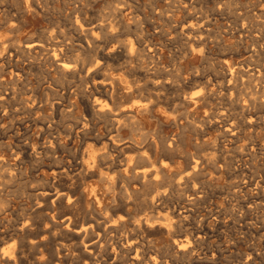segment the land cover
Masks as SVG:
<instances>
[{
    "label": "rangeland",
    "instance_id": "374dc122",
    "mask_svg": "<svg viewBox=\"0 0 264 264\" xmlns=\"http://www.w3.org/2000/svg\"><path fill=\"white\" fill-rule=\"evenodd\" d=\"M74 1L73 0H71V1L70 0H68V1L67 0H65V1L64 0H55V1L54 0H43V1L42 0H24V1L23 0H0V8H2V9H0V11H1L0 20L2 19L0 21V23H1L0 24V26H1L0 27V41H2V45L6 44L5 46L8 47L7 48V50H8L7 55L3 58H0V68H1L0 70L2 72L4 71L3 73L0 71V74H2V75H0V80H1L0 81L1 82L0 83V87H1L0 88L1 89L0 90V98L2 97L1 101H0V140H1L0 141V166H3L2 169L0 167V178L2 177L0 179V183H1L0 184V192L2 193V194L0 193L2 195V196L0 195V199L2 200L3 198H5L2 201L0 200V203H1L0 207H3V208H0V210L2 211V212L0 211V213H2V214H0V232L3 233V234L0 233V238H1L0 241L2 240L0 242V249L2 251V252L0 251V264H8V262H10L11 260L12 261L10 264H21L22 262H24L22 264H27V263L28 264H43V263L44 264H68V263L69 264H73V263L74 264H84V255L85 254L83 255V253H82V256H81V253H80V251L84 250L83 249L84 247L81 243V238H79V236H76L74 234V230H75L74 224L76 222L71 224V226H67V223H68L67 222V219H68L67 214L68 215L72 214L73 210H77V214H78L77 219L79 220V221H77V224L79 223L78 225H81V224L88 225L89 224L88 222H90L92 217H94L96 219H99L100 221L102 220L101 222H102L103 227H104V225L106 223H107L106 225L110 224V222L107 219H106L107 220L106 223H103L104 217L109 218V219L110 218L115 219V217L118 219L120 217L119 219H121L122 214H123L122 217H124V213L127 214L128 209H130L132 213H135L138 211L139 212L140 211H142V212L153 211V213H155V222L156 223H158V221H159L160 223H162L164 225H166V224L168 225L167 222H169V226L172 229L171 235H168L164 230H161L159 228H157L158 230H156L155 234L152 235L154 237V243H152V247H150L149 248L150 250H148V251L149 252L151 251L150 253L153 252L155 254V256H157V257H155V262H156L155 264H199V263L200 264L201 263L202 264H264V120H263L264 115H262V114H264V109H263L264 108V100H263L264 99V87H263L264 86V84H263L264 80H262V79H264V75L262 76L263 77L262 78L261 77L262 73H259V71L257 70V65H256V64L261 65L264 62V57H263V55H264V49H263L264 48V35H263V33H264V2L263 1L264 0H201V1L200 0H196V1L195 0H167V1L166 0H150V2L152 1L150 3L152 5L147 4V3H149V0H138V1L137 0H134V1L130 0L132 2L133 11L135 13L141 12L140 15L143 18L142 23L143 22L144 23L140 24L141 25V27H139L140 29L137 27L136 23H133L131 25L133 27L128 26L129 28H127V26H125V24L120 19V16H122L119 13L120 8L124 7L126 0H93V1L92 0H89V1H87V0H76V2H74ZM183 1L185 2V4L183 3ZM45 2H46V5H45ZM145 3H146V5H145ZM86 4H87L88 8L86 7ZM199 4H200V6H199ZM115 5H116V7H115ZM118 5L120 6V8ZM202 5H203V7H202ZM22 6H24V7H22ZM34 6H35V8L33 9ZM143 6L144 7L147 6V7L144 8ZM193 6H194V8H193ZM139 7H141V8H139ZM198 8L199 9L201 8V9L198 10ZM32 9H33V11H32ZM80 9H81V11H80ZM144 9H146V10H144ZM3 10L6 12L4 13ZM14 10H16L18 12L13 13ZM111 10L114 12H112ZM201 10H203V11H201ZM9 11H10L11 16L9 15ZM25 11L27 13H25ZM78 11H80V13ZM92 11H93V13H92ZM157 11H159V12H157ZM204 11L206 13H204ZM202 13L204 16L205 15L206 16L202 17L203 16ZM14 14H15V16H13ZM101 14H102V16H101ZM108 14H110V16ZM159 14H160V16H159ZM197 14H198V16H200V18L197 16ZM228 14H230V15H228ZM17 15H18V17H17ZM93 15H94V17H93ZM163 15H165V16H163ZM67 16H69V17L67 18ZM14 17H16V18H14ZM245 17H247V18L245 19ZM18 18H20V20H18ZM209 18H211L210 21H209ZM105 19L106 20L108 19L107 20L108 23L105 21ZM196 19H197V22L202 20L201 23H199V22L197 23ZM203 19L206 21V23H204L205 21ZM8 20H10L11 23H9ZM17 20H18V22H17ZM80 20H81V22H80ZM144 20H146V21H144ZM162 20H163V22H162ZM234 20H235V22H234ZM97 21H98V23H97ZM192 22H194L193 25H191ZM207 22L210 24L208 25ZM233 22H234V24L231 25ZM247 22H249V24H247ZM18 23H20L19 24L20 26L17 25ZM105 23H106V26H105ZM119 23L121 24L120 26H119ZM165 23H166V25H165ZM229 23H231V24L229 25ZM108 24H110V25H108ZM92 25L93 26L98 25V26L93 28ZM235 25H237V26H235ZM240 25H241V27H240ZM13 26H18V28L17 27L13 28ZM123 26H125V28ZM20 27H21V29H20ZM182 27L183 28L185 27V28L183 29ZM237 27H239V28H237ZM11 28H12V30H11ZM246 28H247V30H245ZM61 29H63V30H61ZM65 29H66V31H65ZM68 29H70V30H68ZM128 29L130 30V32ZM15 30H17L18 32ZM83 30L87 33H84ZM143 30H145V31H143ZM190 30H191V33H189ZM204 30H205V32H204ZM113 31H115V32H113ZM244 31L246 33H244ZM197 32L198 33L201 32V33L198 34ZM218 32H220V34ZM239 32H241V33H239ZM255 32H256V34H255ZM50 33H51L52 38L50 36ZM57 33L60 34V35H57L58 37L56 36ZM107 33H108V35H107ZM206 33H207V35H206ZM46 34H49V35H46ZM99 34H100V36H99ZM123 34L127 35V37L123 36ZM129 34L132 35V37L134 36L133 34H135V36L133 38H138V37L142 38L143 50H141V52L139 54H137L138 57H137V55H135L134 57H131V55L129 54L128 47H127V43L131 37ZM140 34L142 36H139ZM215 34H216V36H215ZM2 35H4V36H2ZM71 35H72V38L70 37ZM55 36H56V38H55ZM117 36H120L121 38L117 37ZM250 36H251V38H250ZM29 37H30V39H29ZM197 37H199L200 39ZM27 39H29V40H27ZM36 39H37V41L43 42L44 43L43 47H45V48H41L40 50L34 49V51L32 50V51L28 52V50H26V47L24 46L25 42L36 41ZM47 39L48 40L51 39V40H49V42H48ZM52 39H54L55 41ZM6 40L10 44L12 43V45H10V44L7 45L8 42ZM68 40H70V41H68ZM81 40H83V41H81ZM124 40H126V41H124ZM173 40H174V42H173ZM219 40L223 41V42H220ZM55 42L56 43L62 42V44L64 42V45H62L61 43L57 44V46L61 45L59 47H61L63 50L62 58H61V60H58V61L55 58H54L55 61L52 60L53 56L50 53V52H53V49L51 50V48H53V46L56 44ZM67 42H68V45H67ZM153 42H155V43H153ZM196 42H198V43H196ZM235 42L238 44H236ZM48 44H50V45H48ZM101 44L103 46L100 48ZM191 44L195 45V46L192 47ZM20 45H21V47H19ZM51 45H52V47H51ZM72 45H74V46H72ZM153 45H154V47H153ZM253 45L257 48H254ZM13 46H15L16 48L15 47L13 48ZM64 46H65V48H64ZM149 46H151V49L149 48ZM259 46H260V48H259ZM122 47H125V48H122ZM225 47H227V48L225 49ZM103 48L104 49L106 48V49L104 50ZM42 49H44L43 51L45 53L42 52ZM112 49L114 50V52ZM199 49H200V51H199ZM251 49H252V52H251ZM10 50L12 52L11 55H10ZM254 50H256V51H254ZM259 50L261 51V53H257V52H260ZM17 51H18V53H17ZM209 51L211 54L209 53ZM227 51L230 53H228ZM15 52L17 54H15ZM147 52L149 54H151L153 57L156 56V58H152L151 55H149ZM25 53H27L28 55ZM76 53H77V56L75 55ZM29 54H31V55L29 56ZM206 54H207V56H206ZM251 54L252 55L254 54V56H251ZM21 56H22V58L23 57L24 58L22 59ZM255 56H258L257 57L258 59ZM259 56L261 57V59L259 58ZM95 57H96V59H95ZM76 58H78L77 59L78 62H77ZM97 58L100 59V61L98 63H100L101 65L99 64L100 65L99 67L96 66L97 60H98ZM67 59L69 60L70 63L71 62H73V63L72 64L69 63V68L64 69L60 65L59 61L64 60V61H67V63H68ZM127 59H128V61H127ZM225 59H227V60H225ZM262 59H263V62H262ZM18 60H19V62H18ZM81 60H84V61H81ZM173 60H174V62L177 61V63L175 64L173 62ZM259 60H260V62H259ZM56 61L58 63H56ZM126 61L128 62V65H127ZM247 61H251V62H247ZM10 63H11V65H10ZM84 63H86V64H84ZM116 63H118V64H116ZM247 63H248V65H247ZM74 64L75 65L77 64V65L75 66ZM88 64H90V65H88ZM121 65H122V67H121ZM133 65H134V67H133ZM179 65L181 66L180 67L181 69L183 68L182 70L179 68ZM41 66H43V67H41ZM60 66L62 69L60 68ZM144 66L147 68H145ZM165 66H166V68H165ZM251 66H253V67H251ZM2 67H3V69H2ZM113 67L116 68L117 70H115ZM137 67L141 71L142 70L143 71L141 72ZM167 67H169L170 69L169 68L167 69ZM230 67L234 68L236 70V74H237L236 76H239L240 78H237L235 80L236 81L239 80L240 83H239V81L235 82V80L230 81L228 78H226L223 75L224 70L226 71L228 69H231ZM174 68H175V71H174ZM243 68H245V69H243ZM250 68H252V69H250ZM80 69H81V71H80ZM108 69H109V71H108ZM135 69H137V70H135ZM147 69H148V71H147ZM151 69H152V71H151ZM56 70L57 71L59 70V72H57ZM167 70L168 71L172 70L174 72L171 73L172 71L168 72ZM75 72H77V73H75ZM132 72H133V74H132ZM148 72H149V76H147ZM154 72H155V74H153ZM241 72L244 74H242ZM247 72L248 73L250 72L249 74H251V73L252 74L249 75ZM107 73H109V74H107ZM131 74L136 79L140 78L138 80V82L141 84V86L142 85H144V86H142V88L139 91H136L135 93H133L131 95H127V94L123 93L122 90L118 89V84H119L121 79H123V81H124L126 77L133 78ZM135 74L138 75V77H136ZM208 74H209V76H208ZM212 74H213V76H212ZM253 74H255V75H253ZM263 74H264V72H263ZM71 75L73 77L72 79H71ZM153 75H154V79H153ZM240 75H242L243 78H241ZM141 76H143V77H141ZM252 76H253V78H252ZM254 76H255V78H254ZM80 77L82 79H80ZM106 77H107V79H105ZM160 77H162V78L160 79ZM49 78H50V80H49ZM141 78H142V80H141ZM210 78H211V80H210ZM52 79H54V80H52ZM175 79H177V81H175ZM158 80H163V81H161L162 83H160L161 85L156 83ZM149 81H150V83H149ZM200 81H202V82H200ZM246 81H248V82H246ZM146 82H148L149 84ZM168 82H170V83H168ZM177 82H178V84L175 85V83H177ZM115 83H117V84L115 85ZM172 83H174V84H172ZM180 83H182V84L180 85ZM201 83H202V85H204V87L201 85ZM245 83H247V85ZM162 85L164 88L162 87ZM184 85H186V86H184ZM148 86H150V87L147 88ZM248 86L249 87L251 86L250 87L251 89ZM78 87H79V89H78ZM219 87H220V89H218ZM247 87H248V89H247ZM12 88L13 89L15 88V89L13 90ZM16 88H17V90H16ZM207 88H208V90H207ZM6 89H8V90H6ZM75 89H77V90H75ZM233 89H235V90H233ZM255 89L257 91H255ZM198 90H200L199 93H198ZM250 90L251 91L254 90L253 91L254 94L251 93ZM111 91H114V92L111 93ZM172 91H173V93L175 92V94L171 93ZM220 91H221V93H220ZM245 91H247V92H245ZM32 92H34V93H32ZM154 92L156 93L155 95L153 94ZM204 92H206V93H204ZM233 92H234V94H233ZM241 92H243V93L241 94ZM25 93H27V94H25ZM136 93H137V95H136ZM138 93L141 96H139ZM168 93H169V95H168ZM190 93L191 94L193 93V94L191 95ZM202 93H204L205 96L202 95ZM239 93L241 94V96ZM256 93H258V95ZM106 94L109 96H106ZM172 94H173V96H172ZM180 94L183 98L180 96ZM189 94L191 97H194V98L198 97V98L193 99L189 96ZM221 94H222V96H221ZM85 95H86V97H85ZM207 95L211 96L212 99L209 98V96H207ZM259 95H260V97H259ZM14 96L17 98H15ZM30 96H31V98H28ZM234 96H235V99L238 101H236L234 99ZM83 97H84V99H83ZM110 97H111V99H110ZM162 97L164 98V100ZM173 97L175 100L173 99ZM187 97H189L191 100ZM201 97L204 99H202ZM106 98H108V99H106ZM165 98L167 100H165ZM225 98H227V101H225L226 100ZM245 98H247V101L245 100ZM34 99L36 100V102ZM154 99H155V101H154ZM187 99H189V100H187ZM201 99L205 100L206 102L202 101ZM230 99H231V101H229ZM241 99H243V100L241 101ZM20 100H22V102ZM24 100H25V102H24ZM83 100H86V102H84ZM109 100H110V102H108ZM218 100H220V101H218ZM255 100H257V103H259V102L260 103L256 104ZM6 101H7V103H6ZM15 101H17V102H15ZM232 101H234V102L232 103ZM240 101L242 103H239ZM235 102L237 104L239 103L238 104L239 106ZM252 102L255 105L254 107H251V106H253ZM31 103L32 104L34 103V104L32 105ZM102 103H107L108 106L111 107L112 111L108 112V110H106V111L101 110L99 107ZM132 103L135 105L137 104L138 106L140 105L141 107L146 106L145 110L143 111L144 113L140 112V114H139V112H136V111H132L133 112L132 113L131 111L124 110L126 108V106H128L129 104H132ZM167 103H168V105H167ZM183 103L185 106L183 105ZM86 105L87 106L89 105L88 106L89 110L87 109ZM95 105H97V106H95ZM24 106H26V107H24ZM14 107L16 108V112H15ZM19 107H21V108H19ZM23 107H24V109H23ZM228 107H231V108H228ZM8 108H10V109H8ZM166 108H167V110H166ZM226 108L230 109L229 110L230 112ZM235 108L240 110L241 114ZM241 108H242V110H241ZM20 109H21V112H20ZM218 109H220V110H218ZM247 109L249 111H251V110L252 111L249 112ZM11 110H13V111H11ZM24 110H25V112H22ZM211 110L214 113H212ZM117 111L119 113H117ZM224 111H226V114ZM236 111H237V113H236ZM242 111L246 112V113L249 112V113L243 114ZM88 112H90V113H88ZM94 112H96L97 114ZM100 112L102 115L99 114ZM10 113L11 114L13 113V114L10 115ZM125 113H127V114H125ZM128 113L130 115H132V117L129 119L127 117ZM221 114L223 117L221 116ZM255 114H257V115L255 116ZM86 115H87V118H85ZM224 115H226V117ZM252 115L254 117H252ZM167 116H168V118H167ZM243 116H245V117L243 118ZM88 117H89V119H88ZM165 118H167L168 120ZM255 118H256V120H255ZM33 119H34V121H33ZM260 119H262V120H260ZM107 120L108 121L110 120V122L108 123ZM125 120H127V122ZM132 120H133V122H132ZM48 121L53 122V124L52 123L50 124ZM86 121H88L89 127L87 126L88 123ZM129 121L132 123H129ZM61 122H62V124H61ZM71 122L72 123L74 122V123L72 124ZM246 122L249 124H247ZM250 122L252 125L250 124ZM40 123H42V124H40ZM45 123L47 124V126ZM83 123L85 126L83 125ZM111 123L113 125H111ZM55 124L57 126H55ZM133 124H135V125H133ZM139 124H142V125H139ZM41 125L43 128L41 127ZM51 125H53V126H51ZM73 125L74 126L76 125L75 128ZM137 125H139V127ZM229 125L232 126V130H231V126H229ZM54 126H55V128H54ZM92 126H94V127H92ZM106 126L108 127L107 129H106ZM226 126L228 127V129L226 128ZM79 128H80V130H79ZM59 129H61V130H59ZM131 129H133V130H131ZM72 130H74V131L72 132ZM89 130L91 132H89ZM107 130L110 132H108ZM137 130L139 132L136 133L135 131H137ZM115 131L117 133H114ZM53 132H55L57 134H55V133L53 134ZM86 132H87V134H86ZM130 132H131V134H130ZM232 132H234L236 134H234ZM111 133H112V135H111ZM53 135H54V137H53ZM56 135H58L59 138ZM94 135L98 137L100 142L98 141V139ZM137 135H138V137H137ZM132 136H133L134 140H132ZM144 136H146V138ZM159 136H161V137H159ZM42 137H43V139H42ZM99 137H101V138H99ZM114 137L115 138H121L122 137L125 139L126 142H124V139H122L121 142L120 141L119 142H117V141L113 142L112 138H114ZM127 137H129L128 140H126ZM90 138H91V140H90ZM142 138H143V140H142ZM163 138L165 140H163ZM215 138H217V139H215ZM59 140H61V142ZM76 140H77V142H75ZM82 140H83V142H82ZM200 140L202 141L203 144L201 142H199ZM49 143L51 146H49ZM60 143H61V145H60ZM143 143H145V144H143ZM208 143H210V144H208ZM80 144H83V145H80ZM2 145H4V146H2ZM11 145L13 146V148L14 147L15 148L13 149ZM152 145H153V147H152ZM210 145L211 146L214 145V146L211 147ZM9 146H11V147H9ZM82 146H84V148ZM109 146H111V147H109ZM131 146H133V147H131ZM2 147H3V149H2ZM65 147H67V148H65ZM137 147L138 148H147V149L149 148L151 150V152L153 151L152 153L155 156L156 161L159 164L163 163L165 165V168L162 170V172L158 178V181L157 182L155 181V183H156L155 184V187H156L155 193L158 191V192H161V195H162V196L160 195L159 197H155V199H156L155 200V206L156 207H148L144 203L145 198L149 197L150 196L149 194L152 191L151 185H149V186L147 185L146 187L144 186L143 188L142 187L139 188L137 191L134 192V195H133L134 197H133V199H131L132 201L128 204L129 207H128V205L123 206L125 204L124 199H123L125 197L124 196V190L122 187V178H123L122 177V175H123L122 170L124 169V157H125V154L134 151ZM167 147H168V149H167ZM201 147H202V149H201ZM231 147H232V149H231ZM42 148H44V150H42ZM101 148H103V149H101ZM128 148H129V150H128ZM130 148H132V150ZM163 148L164 149L166 148V149L164 150ZM19 149H20V151H19ZM39 149L41 151H39ZM50 149L52 151L54 149L53 153L54 152L55 153L53 154ZM63 149L64 150L69 149V151L68 150L63 151ZM48 150H50V151H48ZM94 150L97 153H95ZM173 151H175V152L172 153ZM79 152H80V154H79ZM101 152H103V153H101ZM107 152L110 155L107 154ZM175 153H177V156ZM69 154L72 156L74 155V156L72 157ZM93 154L98 155L96 158L98 159L99 163L95 167L96 172L94 174L88 175L87 174V167L92 163V160L94 159ZM119 154H120V156H119ZM167 154H169V155H167ZM209 154H210V156H209ZM49 155L53 158H51ZM53 155L56 158L59 157V160L54 158ZM77 155H79L80 158ZM121 155H122V157H121ZM211 155H212V157H211ZM188 156H189V158H188ZM195 156H197V157H195ZM213 156L215 159L213 158ZM226 156H227V158H226ZM1 157H2V160H1ZM84 157H85V159H84ZM100 157H102V158L100 159ZM104 157H105V159H104ZM160 157H161V159H160ZM200 157L203 160L200 159ZM216 157H218V159ZM49 158H50V160H49ZM106 158H108L109 160L108 159L106 160ZM60 159H62V160H60ZM89 159H90V162L88 161ZM99 159L101 160V162L103 160L104 161L101 163ZM216 159L219 161H217ZM24 160H25V162H24ZM41 160H43L44 162H42ZM120 160H123V161H120ZM200 160H202V164L200 163ZM108 161H109V163H107ZM194 162H195V164H198L195 167H194ZM38 163H40V164H38ZM56 164H58V165H56ZM171 164H173V165H171ZM230 164H232V165L230 166ZM11 165H12V167H11ZM222 165H224V166L221 167ZM55 166H57V167H55ZM61 166H63V167H61ZM82 166H83V169H82ZM250 166H251V168H250ZM205 167H206V169H205ZM62 168H66L68 175L70 174L69 175V183L72 182L71 184L73 186L72 190L69 193V195L71 194L70 195L71 196L70 197L71 202L68 201V195L64 197L65 200H63V201H57L56 200L54 203L53 202L51 203V201L49 203L48 202L45 203L46 201L41 202L40 200H43V199L39 195V191L46 188L45 186H47V188H49V189H51L50 187H52V189H51L52 193L57 192L58 190H60V188L62 189L63 182L65 180L64 179L60 180L59 177H57V174L55 172L56 170H59ZM114 168H116V169H114ZM230 168L232 170L233 169L234 170L232 171ZM202 169H204V170H202ZM1 170H2V172H1ZM115 170H116V172H115ZM200 170H202L203 172ZM243 171H244V173H243ZM15 172H17V173H15ZM6 173H7V175H6ZM12 174H15L14 178H13ZM83 174L84 175L86 174L85 175L86 177L83 176ZM104 175L106 176V178ZM80 176L83 178H80ZM3 177H5L6 179ZM71 177H72V179H70ZM76 177H78V178H76ZM51 178L56 179V181L51 179ZM165 178H166V180H165ZM168 179H170V181ZM3 180H4V182H2ZM45 180L49 181V183H47V181L45 182ZM52 180L55 182H53ZM100 180H102V181H100ZM109 180H111V182ZM113 181H115V182H113ZM60 182H62V184ZM108 182H110V184H108ZM77 183H79L81 185H79ZM2 184H4V185L2 186ZM114 184H115V187H113ZM42 185L43 186L45 185V186L43 187ZM78 186H81V187H78ZM3 187H6V188L3 189ZM74 187H76V188H74ZM103 188H104V190H103ZM108 188H111V189L109 190ZM227 188H228V190H227ZM76 190H78V191H76ZM24 191H27V193ZM120 191H122L123 193L122 192L120 193ZM147 191H149L150 193ZM33 192H35V193H33ZM74 193H75V195H74ZM136 193L138 196L136 195ZM15 194H17V195H15ZM31 194H32V197H31ZM135 196H137V197H135ZM139 196H141L142 199H144V200H142L141 197H139ZM34 197H36V198H34ZM76 197H77V199H76ZM95 197H97L99 199V201H100L99 203L94 202ZM118 197H120V198H118ZM143 197H145V198H143ZM79 198H80V200H79ZM157 198L159 201L157 200ZM119 200H120V202H119ZM189 200H190V202H189ZM195 200H196V202H195ZM121 201H122V204H121ZM61 203H63V205ZM32 204L35 205V207L32 206ZM39 204H40V206H39ZM47 204H48V206H47ZM73 204H75V205H73ZM9 205L11 208L9 207ZM65 205H67V207ZM71 205H72V208H71ZM61 206H62V208H61ZM82 206L85 207V208L83 207L84 210L81 209ZM113 206H114V208H113ZM174 206H176V207H174ZM5 208H7V209H5ZM143 208L145 210H143ZM157 208H159V209L157 210ZM160 208H162V210ZM176 208H178V209H176ZM28 209H30V211ZM43 209H44V211H43ZM71 209H73V210H71ZM80 209L83 211H81ZM112 209H114L115 211L113 212ZM118 209H120V210H118ZM13 210H14V212H13ZM21 210H22V212H21ZM27 211H29V212H27ZM57 211H59L60 213ZM123 211H124V213H123ZM163 211H165V212H163ZM35 212L38 213V215L36 213L37 216H35ZM184 212H186V213H184ZM31 213H32V215H31ZM57 213H58V215H57ZM163 213H165V214H163ZM174 213H175V215H174ZM26 214H29V215H26ZM62 215L63 216L66 215V217H63ZM160 215H161V217H160ZM164 215H166V216H164ZM168 215H169V217H168ZM78 216L80 218H78ZM45 217H47V218H45ZM9 218H10V221H9ZM2 219L4 221H2ZM187 219H189V220H187ZM18 225H19V227H21V226L22 227L19 228ZM191 225H192V227H191ZM51 227H52V229H51ZM9 229H11V232L9 231ZM44 229H45V231H44ZM53 229L55 230V232L53 231ZM50 230H51V232H50ZM211 230L213 231V233H211L212 232ZM21 231H22V233H21ZM36 231H37V233H36ZM203 231H205V233H203ZM56 232H57V234H55ZM206 232H208V233H206ZM7 233H9V234H7ZM60 233H63V235H65L67 238ZM4 234H7V235H4ZM40 234H42V235H40ZM53 234H54V236H53ZM23 235H24L25 240L23 238ZM59 235H61V236H59ZM36 236L38 238H36ZM71 236L72 237L75 236V237H73V239L76 238V240L75 239L73 240L71 238ZM112 236L114 238V241H116V243L118 242L117 247L115 246V248H114L113 245H111L110 243H107V244H104L102 251H99L100 250L99 247L97 248L98 253L102 257L101 258L102 262L100 264H115V263H117V264H124V263L125 264H148L146 261H142V263L141 262H134V260L136 259L133 257L134 253H132L134 250L131 249V250L126 251L120 245L121 241H120L119 235L118 234L112 235V232H109L108 237H112ZM175 238H182V239L184 238L183 241L185 240V242L187 243L188 249L186 251L179 249L174 244ZM7 239H9V242ZM21 239H23V240H21ZM31 239H33V240L31 241ZM33 241L36 243L33 244L32 243ZM65 241H67V242H65ZM69 241H72V242H70L71 244L69 243ZM31 243H32V245H31ZM42 243H43V245H42ZM196 243H197V245H196ZM12 244H14V245H12ZM38 244H40L43 247H41ZM56 244H58L60 247ZM69 245H70V248H71V245H73L74 247L77 248L76 251L77 250L79 251V252L77 251L78 255L76 254L75 251L72 252V250L69 249ZM57 246L59 247V249ZM61 246H62V249H61ZM9 247H11V248H9ZM9 249H11V250H9ZM36 249H37V251H36ZM51 249H53V252H51ZM122 249L124 252H122ZM18 251H19V253H18ZM119 252H121V253H119ZM125 252H128V253H125ZM53 254H54V257H53ZM73 255L77 259L78 258L79 259L78 260L75 259V257ZM112 255H115V257H113ZM80 256H81V258H80ZM105 256H107L108 259H105L104 258ZM12 257H13V259H12ZM47 257H48V259H47ZM127 257H128V260H127ZM52 258H53V260H52ZM67 258L70 262L67 260ZM107 261L109 263H107ZM158 261H159V263H157ZM150 264H154V263H150Z\"/></svg>",
    "mask_w": 264,
    "mask_h": 264
},
{
    "label": "bare ground",
    "instance_id": "6f19581e",
    "mask_svg": "<svg viewBox=\"0 0 264 264\" xmlns=\"http://www.w3.org/2000/svg\"><path fill=\"white\" fill-rule=\"evenodd\" d=\"M24 1V0H23ZM43 1V0H42ZM55 1V0H54ZM65 1V0H64ZM68 1V0H67ZM71 1V0H70ZM74 1V0H73ZM87 1H89V0H87ZM93 1V0H92ZM134 1V0H133ZM138 1V0H137ZM167 1V0H166ZM196 1V0H195ZM201 1V0H200ZM36 2V1H35ZM49 2V1H48ZM74 2H76V0L74 1ZM120 2V1H119ZM124 2V1H123ZM152 2V1H151ZM150 2V0H149V3H147V4H150L151 3ZM169 2V1H168ZM174 2V1H173ZM262 2V1H261ZM264 2V1H263ZM68 3V2H67ZM71 3V2H70ZM137 3V2H136ZM154 3V2H153ZM183 3L185 4V2L183 1ZM188 3V2H187ZM28 4V3H27ZM50 4V3H49ZM75 4V3H74ZM82 4V3H81ZM89 4V3H88ZM193 4V3H192ZM203 4V3H202ZM35 5V4H34ZM38 5V4H37ZM45 5H46V2H45ZM113 5V4H112ZM122 5V4H121ZM134 5V4H133ZM145 5H146V3H145ZM150 5H152V4H150ZM205 5V4H204ZM3 6V5H2ZM8 6V5H7ZM52 6V5H51ZM92 6V5H91ZM110 6V5H109ZM119 6V5H118ZM199 6H200V4H199ZM10 7V6H9ZM13 7V6H12ZM22 7H24V6H22ZM47 7V6H46ZM50 7V6H49ZM57 7V6H56ZM79 7V6H78ZM86 7H87V4H86ZM105 7V6H104ZM115 7H116V5H115ZM144 7V6H143ZM147 7V6H146ZM146 7H144V8H146ZM202 7H203V5H202ZM201 7V8H202ZM35 8V6L33 7V9ZM52 8V7H51ZM82 8V7H81ZM88 8V7H87ZM119 8H120V6H119ZM136 8V7H135ZM139 8H141V7H139ZM150 8V7H149ZM154 8V7H153ZM193 8H194V6H193ZM200 8V9H201ZM0 9H2V8H0ZM13 9V8H12ZM11 9V10H12ZM33 9H32V11H33ZM49 9V8H48ZM53 9V8H52ZM57 9V8H56ZM68 9V8H67ZM110 9V8H109ZM114 9V8H113ZM137 9V8H136ZM152 9V8H151ZM157 9V8H156ZM199 8H198V10H200ZM206 9V8H205ZM55 10V9H54ZM60 10V9H59ZM64 10V9H63ZM66 10V9H65ZM85 10V9H84ZM83 10V11H84ZM90 10V9H89ZM144 10H146V9H144ZM193 10V9H192ZM207 10V9H206ZM205 10V11H206ZM4 11V10H3ZM13 11V10H12ZM11 11V12H12ZM27 11V10H26ZM25 11V13H27ZM43 11V10H42ZM80 11H81V9H80ZM80 11H78L79 13H80ZM82 11V12H83ZM112 11V10H111ZM119 11V10H118ZM153 11V10H152ZM151 11V12H152ZM156 11V10H155ZM160 11V10H159ZM159 11H157V12H159ZM201 11H203V10H201ZM204 11V13H206ZM257 11V10H256ZM6 11H4V13H5ZM15 12H18V11H16V10H14V12L13 13H15ZM101 12V11H100ZM112 12H114V11H112ZM263 12V11H262ZM0 13H1V11H0ZM3 13V14H4ZM12 13V14H13ZM52 13V12H51ZM61 13V12H60ZM84 13V12H83ZM92 13H93V11H92ZM108 13V12H107ZM122 16H120V19L122 20V22L125 24V26H127V28H129L128 26H131L133 23H136V25H137V27L139 28V27H141V23H142V21H143V18H142V16L140 15V13L139 12H137V13H135L134 11H133V9H132V2L130 1V0H126V2H125V4H124V7H121L120 8V12H119ZM143 13V12H142ZM167 13V12H166ZM208 13V12H207ZM221 13V12H220ZM257 13V12H256ZM65 14V13H64ZM170 14V13H169ZM200 14V13H199ZM259 14V13H258ZM9 15H10V11H9ZM8 15V16H9ZM21 15V14H20ZM23 15V14H22ZM109 16H110V14H108ZM154 15V14H153ZM173 15V14H172ZM202 15H203V13H202ZM228 15H230V14H228ZM11 16V15H10ZM13 16H15V14L13 15ZM12 16V17H13ZM52 16V15H51ZM78 16V15H77ZM101 16H102V14H101ZM100 16V17H101ZM159 16H160V14H159ZM163 16H165V15H163ZM197 16H198V14H197ZM206 16V15H205ZM204 15L202 16V17H205ZM208 16V15H207ZM7 17V16H6ZM17 17H18V15H17ZM65 17V16H64ZM69 16H67V18H68ZM93 17H94V15H93ZM112 17V16H111ZM110 17V18H111ZM144 17V16H143ZM153 17V16H152ZM170 17V16H169ZM194 17V16H193ZM196 17V16H195ZM199 18H200V16H198ZM211 17V16H210ZM231 17V16H230ZM9 18V17H8ZM14 18H16V17H14ZM21 18V17H20ZM20 18H18V20H20ZM247 17H245V19H246ZM254 18V17H253ZM85 19V18H84ZM92 19V18H91ZM90 19V20H91ZM115 19V18H114ZM146 19V18H145ZM210 19L211 18H209V21H210ZM232 19V18H231ZM2 20V19H1ZM0 20V21H1ZM4 20V19H3ZM7 20V19H6ZM13 20V19H12ZM18 20H17V22H18ZM60 20V19H59ZM63 20V19H62ZM69 20V19H68ZM86 20V19H85ZM89 20V19H88ZM108 20V19H107ZM107 20L105 19V21L107 22ZM148 20V19H147ZM175 20V19H174ZM191 20V19H190ZM199 20V19H198ZM204 20V19H203ZM207 20V19H206ZM9 21V23H11V21L10 20H8ZM71 21V20H70ZM103 21V20H102ZM111 21V20H110ZM116 21V20H115ZM144 21H146V20H144ZM150 21V20H149ZM202 21V20H201ZM201 21H198L199 23H201ZM205 21V20H204ZM229 21V20H228ZM64 22V21H63ZM80 22H81V20H80ZM91 22V21H90ZM112 22V21H111ZM162 22H163V20H162ZM196 22H197V19H196ZM197 22V23H198ZM230 22V21H229ZM234 22H235V20H234ZM234 22L231 24V23H229V25L231 24V25H233L234 24ZM14 23V22H13ZM16 23V22H15ZM89 23V22H88ZM97 23H98V21H97ZM96 23V24H97ZM108 23V22H107ZM144 23V22H143ZM142 23V24H143ZM148 23V22H147ZM193 23L194 22H192L191 23V25H193ZM196 23V24H197ZM204 23H206V21L204 22ZM208 23V22H207ZM1 24V23H0ZM20 23H18L17 25H19ZM70 24V23H69ZM77 24V23H76ZM116 24V23H115ZM154 24V23H153ZM185 24V23H184ZM210 23H208V25H209ZM247 24H249V22H247ZM253 24V23H252ZM22 25V24H21ZM86 25V24H85ZM90 25V24H89ZM108 25H110V24H108ZM121 24L119 23V26H120ZM155 25V24H154ZM164 25V24H163ZM165 25H166V23H165ZM201 25V24H200ZM206 25V24H205ZM20 26V25H19ZM93 26V25H92ZM98 26V25H97ZM97 26H93V28L94 27H97ZM105 26H106V23H105ZM125 26H123L124 28H125ZM145 26V25H144ZM157 26V25H156ZM155 26V27H156ZM235 26H237V25H235ZM239 26V25H238ZM1 27V26H0ZM14 27H17L18 28V26H13V28ZM22 27V26H21ZM21 27H20V29H21ZM74 27V26H73ZM78 27V26H77ZM116 27V26H115ZM118 27V26H117ZM131 27H133V26H131ZM153 27V26H152ZM151 27V28H152ZM193 27V26H192ZM199 27V26H198ZM211 27V26H210ZM232 27V26H231ZM240 27H241V25H240ZM245 27V26H244ZM252 27V26H251ZM63 28V27H62ZM89 28V27H88ZM103 28V27H102ZM123 28V29H124ZM136 28V27H135ZM144 28V27H143ZM163 28V27H162ZM183 28V27H182ZM185 28V27H184ZM183 28V29H184ZM191 28V27H190ZM228 28V27H227ZM237 28H239V27H237ZM248 28V27H247ZM247 28L245 29V30H247ZM19 29V30H20ZM82 29V28H81ZM85 29V28H84ZM98 29V28H97ZM132 29V28H131ZM140 29V28H139ZM155 29V28H154ZM182 29V30H183ZM201 29V28H200ZM208 29V28H207ZM11 30H12V28H11ZM38 30V29H37ZM44 30V29H43ZM61 30H63V29H61ZM68 30H70V29H68ZM80 30V29H79ZM90 30V29H89ZM88 30V31H89ZM113 30V29H112ZM117 30V29H116ZM115 30V31H116ZM129 30V29H128ZM209 30V29H208ZM251 30V29H250ZM10 31V30H9ZM15 31H17V30H15ZM42 31V30H41ZM46 31V30H45ZM65 31H66V29H65ZM84 31V30H83ZM107 31V30H106ZM115 31H113V32H115ZM118 31V30H117ZM121 31V30H120ZM124 31V30H123ZM143 31H145V30H143ZM185 31V30H184ZM196 31V30H195ZM194 31V32H195ZM210 31V30H209ZM232 31V30H231ZM241 31V30H240ZM12 32V31H11ZM18 32V31H17ZM47 32V31H46ZM58 32V31H57ZM129 32H130V30H129ZM140 32V31H139ZM193 32V31H192ZM204 32H205V30H204ZM213 32V31H212ZM237 32V31H236ZM242 32V31H241ZM241 32H239V33H241ZM253 32V31H252ZM261 32V31H260ZM14 33V32H13ZM84 33H87V32H85L84 31ZM109 33V32H108ZM108 33H107V35H108ZM117 33V32H116ZM115 33V34H116ZM142 33V32H141ZM146 33V32H145ZM164 33V32H163ZM175 33V32H174ZM189 33H191V30H190V32ZM198 33V32H197ZM201 33V32H200ZM200 33H198V34H200ZM219 34H220V32H218ZM243 33V32H242ZM244 33H246L245 31H244ZM254 33V32H253ZM45 34V33H44ZM65 34V33H64ZM68 34V33H67ZM66 34V35H67ZM111 34V33H110ZM139 34V33H138ZM137 34V35H138ZM183 34V33H182ZM214 34V33H213ZM252 34V33H251ZM250 34V35H251ZM255 34H256V32H255ZM31 35V34H30ZM46 35H49V34H46ZM57 35H60V34H56V36ZM88 35V34H87ZM92 35V34H91ZM96 35V34H95ZM121 35V34H120ZM130 35V34H129ZM134 36H135V34H133ZM192 35V34H191ZM194 35V34H193ZM206 35H207V33H206ZM205 35V36H206ZM218 35V34H217ZM235 35V34H234ZM245 35V34H244ZM258 35V34H257ZM263 35H264V33H263ZM2 36H4V35H2ZM15 36V35H14ZM50 36H51V33H50ZM56 36H55V38H56ZM77 36V35H76ZM83 36V35H82ZM93 36V35H92ZM99 36H100V34H99ZM122 36V35H121ZM123 36H126L127 37V35H124L123 34ZM131 36V37H130ZM129 37H130V39H129V41H128V43H127V47H128V51H129V54L131 55V57H134L135 55H137V54H139L140 52H141V50H143V47H142V44H143V42H142V38H140V37H138V38H133L132 37V35H130ZM139 36H142L141 34L139 35ZM215 36H216V34H215ZM221 36V35H220ZM219 36V37H220ZM243 36V35H242ZM241 36V37H242ZM8 37V36H7ZM49 37V36H48ZM58 37V36H57ZM66 37V36H65ZM69 37V36H68ZM71 38H72V35L70 36ZM69 37V38H70ZM79 37V36H78ZM98 37V36H97ZM108 37V36H107ZM112 37V36H111ZM117 37H120V36H117ZM116 37V38H117ZM137 37V36H136ZM146 37V36H145ZM177 37V36H176ZM190 37V36H189ZM253 37V36H252ZM6 38V37H5ZM33 38V37H32ZM31 38V39H32ZM41 38V37H40ZM44 38V37H43ZM50 38V37H49ZM51 38H52V36H51ZM54 38V37H53ZM95 38V37H94ZM115 38V37H114ZM121 38V37H120ZM191 38V37H190ZM193 38V37H192ZM196 38V37H195ZM197 38H199V37H197ZM221 38V37H220ZM250 38H251V36H250ZM2 39V38H1ZM10 39V38H9ZM29 39H30V37H29ZM29 39H27V40H29ZM38 39V38H37ZM37 39H36V41H27V42H25V44H24V46L26 47V50H28V52L29 51H34V49L36 50V49H38V50H40L41 48H45V47H43L44 46V43L43 42H41V41H37ZM46 39V38H45ZM61 39V38H60ZM78 39V38H77ZM87 39V38H86ZM200 39V38H199ZM203 39V38H202ZM222 39V38H221ZM12 40V39H11ZM40 40V39H39ZM42 40V39H41ZM44 40V39H43ZM48 40V39H47ZM49 40H51V39H49ZM49 40H48V42H49ZM52 40H54V39H52ZM72 40V39H71ZM127 40V39H126ZM126 40H124V41H126ZM176 40V39H175ZM207 40V39H206ZM218 40V39H217ZM216 40V41H217ZM242 40V39H241ZM240 40V41H241ZM7 41V40H6ZM45 41V40H44ZM55 41V40H54ZM64 41V40H63ZM68 41H70V40H68ZM81 41H83V40H81ZM119 41V40H118ZM117 41V42H118ZM122 41V40H121ZM208 41V40H207ZM220 41V40H219ZM8 42V41H7ZM46 42V41H45ZM66 42V41H65ZM106 42V41H105ZM108 42V41H107ZM151 42V41H150ZM173 42H174V40H173ZM199 42V41H198ZM198 42H196V43H198ZM201 42V41H200ZM203 42V41H202ZM220 42H223V41H220ZM257 42V41H256ZM255 42V43H256ZM56 43V42H55ZM54 43V44H55ZM59 43V42H58ZM58 43H56L54 46H53V48H51L52 47V45H51V50L53 49V52H50L51 54H52V56H53V59L52 60H54L55 61V59H57V61L58 60H61V58H62V52H63V50H62V48L61 47H59V46H61V45H59V46H57V44ZM61 44H62V42H60ZM59 43V44H60ZM80 43V42H79ZM114 43V42H113ZM124 43V42H123ZM153 43H155V42H153ZM166 43V42H165ZM193 43V42H192ZM236 43V42H235ZM10 43L8 42V44L7 45H9ZM18 44V43H17ZM81 44V43H80ZM83 44V43H82ZM118 44V43H117ZM190 44V43H189ZM194 44V43H193ZM202 44V43H201ZM236 44H238V43H236ZM6 45V44H5ZM4 44L2 45V41H0V58H3V57H5L6 55H7V53H8V50H7V48L8 47H6ZM10 45H12V43L10 44ZM47 45V44H46ZM48 45H50V44H48ZM62 45H64V42H63V44ZM67 45H68V42H67ZM125 45V44H124ZM166 45V44H165ZM188 45V44H187ZM192 45V44H191ZM190 45V46H191ZM200 45V44H199ZM263 45V44H262ZM16 46V45H15ZM15 46H13V48L15 47ZM18 46V45H17ZM72 46H74V45H72ZM103 45L101 44V46H100V48L102 47ZM111 46V45H110ZM121 46V45H120ZM152 46V45H151ZM151 46H149V48L151 49ZM193 46H195V45H192V47ZM220 46V45H219ZM228 46V45H227ZM250 46V45H249ZM248 46V47H249ZM254 46V45H253ZM19 47H21V45L19 46ZM24 47V48H25ZM115 47V46H114ZM153 47H154V45H153ZM152 47V48H153ZM201 47V46H200ZM262 47V46H261ZM16 48V47H15ZM23 48V49H24ZM64 48H65V46H64ZM71 48V47H70ZM122 48H125V47H122ZM195 48V47H194ZM197 48V47H196ZM220 48V47H219ZM222 48V47H221ZM227 47H225V49H226ZM251 48V47H250ZM249 48V49H250ZM254 48H257V47H255L254 46ZM259 48H260V46H259ZM19 49V48H18ZM90 49V48H89ZM98 49V48H97ZM104 49V48H103ZM106 49V48H105ZM104 49V50H105ZM109 49V48H108ZM168 49V48H167ZM190 49V48H189ZM209 49V48H208ZM264 49V48H263ZM12 50V49H11ZM11 50H10V55H11ZM21 50V49H20ZM44 49H42V52H44L43 51ZM49 50V49H48ZM67 50V49H66ZM69 50V49H68ZM113 50V49H112ZM178 50V49H177ZM195 50V49H194ZM212 50V49H211ZM23 51V50H22ZM21 51V52H22ZM65 51V50H64ZM72 51V50H71ZM92 51V50H91ZM102 51V50H101ZM121 51V50H120ZM125 51V50H124ZM127 51V52H128ZM146 51V50H145ZM144 51V52H145ZM162 51V50H161ZM175 51V50H174ZM199 51H200V49H199ZM198 51V52H199ZM250 51V50H249ZM254 51H256V50H254ZM260 51V50H259ZM20 52V51H19ZM25 52V51H24ZM69 52V51H68ZM113 52H114V50H113ZM112 52V53H113ZM170 52V51H169ZM228 52V51H227ZM226 52V53H227ZM251 52H252V49H251ZM17 53H18V51H17ZM16 52H15V54H17ZM45 53V52H44ZM47 53V52H46ZM90 53V52H89ZM101 53V52H100ZM103 53V52H102ZM146 53V52H145ZM148 53V52H147ZM182 53V52H181ZM204 53V52H203ZM209 53H210V51H209ZM208 53V54H209ZM228 53H230V52H228ZM257 53H261V51L260 52H257ZM25 54H27V53H25ZM24 54V55H25ZM37 54V53H36ZM43 54V53H42ZM115 54V53H114ZM149 54V53H148ZM147 54V55H148ZM158 54V53H157ZM191 54V53H190ZM211 54V53H210ZM213 54V53H212ZM28 55V54H27ZM31 54H29V56H30ZM40 55V54H39ZM45 55V54H44ZM67 55V54H66ZM76 56H77V53L75 54ZM80 55V54H79ZM90 55V54H89ZM88 55V56H89ZM149 55H151V54H149ZM179 55V54H178ZM217 55V54H216ZM225 55V54H224ZM257 55V54H256ZM263 55V54H262ZM17 56V55H16ZM19 56V55H18ZM51 56V57H52ZM107 56V55H106ZM206 56H207V54H206ZM251 56H254V54L252 55L251 54ZM261 56V55H260ZM259 56V58L261 59V57ZM32 57V56H31ZM34 57V56H33ZM45 57V56H44ZM47 57V56H46ZM49 57V56H48ZM105 57V56H104ZM128 57V56H127ZM137 57H138V55H137ZM151 57L152 58H156V56L155 57H153L152 55H151ZM162 57V56H161ZM173 57V56H172ZM256 58L258 57V56H255ZM263 57H264V55H263ZM21 58H22V56H21ZM24 58V57H23ZM22 58V59H23ZM55 58V59H54ZM107 58V57H106ZM105 58V59H106ZM129 58V57H128ZM9 59V58H8ZM7 59V60H8ZM33 59V58H32ZM64 59V58H63ZM78 58H76V60H77ZM83 59V58H82ZM85 59V58H84ZM87 59V58H86ZM95 59H96V57H95ZM98 59V58H97ZM111 59V58H110ZM120 59V58H119ZM159 59V58H158ZM171 59V58H170ZM252 59V58H251ZM258 59V58H257ZM15 60V59H14ZM41 60V59H40ZM50 60V59H49ZM68 60V59H67ZM121 60V59H120ZM131 60V59H130ZM148 60V59H147ZM203 60V59H202ZM225 60H227V59H225ZM239 60V59H238ZM16 61V60H15ZM46 61V60H45ZM56 61V63H58ZM81 61H84V60H81ZM100 61V59H98L97 60V64H96V66L97 67H99L101 64L100 63H98ZM103 61V60H102ZM119 61V60H118ZM127 61H128V59H127ZM126 61V62H127ZM155 61V60H154ZM208 61V60H207ZM256 61V60H255ZM9 62V61H8ZM18 62H19V60H18ZM47 62V61H46ZM50 62V61H49ZM60 62V65L64 68V69H68L69 68V60H68V63H67V61H64V60H62V61H59ZM77 62H78V60H77ZM106 62V61H105ZM112 62V61H111ZM123 62V61H122ZM158 62V61H157ZM161 62V61H160ZM172 62V61H171ZM173 62H174V60H173ZM225 62V61H224ZM247 62H251V61H247ZM258 62V61H257ZM256 62V63H257ZM259 62H260V60H259ZM258 62V63H259ZM262 62H263V59H262ZM261 62V63H262ZM4 63V62H3ZM16 63V62H15ZM44 63V62H43ZM51 63V62H50ZM53 63V62H52ZM73 62H71L70 64H72ZM82 63V62H81ZM103 63V62H102ZM119 63V62H118ZM118 63H116V64H118ZM149 63V62H148ZM153 63V62H152ZM175 64L177 63V61L176 62H174ZM223 63V62H222ZM253 63V62H252ZM255 63V62H254ZM40 64V63H39ZM78 64V63H77ZM76 64V65H77ZM84 64H86V63H84ZM94 64V63H93ZM100 64V65H99ZM123 64V63H122ZM242 64V63H241ZM10 65H11V63H10ZM9 65V66H10ZM75 65V64H74ZM75 65V66H76ZM88 65H90V64H88ZM127 65H128V62H127ZM154 65V64H153ZM161 65V64H160ZM167 65V64H166ZM174 65V64H173ZM230 65V64H229ZM247 65H248V63H247ZM257 65V70L259 71V73H262V75H261V77L264 75L263 74V72H264V62L260 65V64H256ZM6 66V65H5ZM8 66V65H7ZM15 66V65H14ZM57 66V65H56ZM61 66H60V68H61ZM71 66V65H70ZM82 66V65H81ZM85 66V65H84ZM95 66V65H94ZM125 66V65H124ZM149 66V65H148ZM177 66V65H176ZM243 66V65H242ZM245 66V65H244ZM41 67H43V66H41ZM72 67V66H71ZM86 67V66H85ZM115 67V66H114ZM113 67V68H114ZM121 67H122V65H121ZM126 67V66H125ZM133 67H134V65H133ZM145 67V66H144ZM156 67V66H155ZM170 67V66H169ZM169 67H167V69L169 68ZM181 66L179 65V68H180ZM235 67V66H234ZM251 67H253V66H251ZM82 68V67H81ZM109 68V67H108ZM120 68V67H119ZM138 68V67H137ZM145 68H147V67H145ZM149 68V67H148ZM165 68H166V66H165ZM204 68V67H203ZM231 68V67H230ZM255 68V67H254ZM1 69V68H0ZM2 69H3V67H2ZM15 69V68H14ZM23 69V68H22ZM62 69V68H61ZM60 69V70H61ZM115 70H117L116 68H114ZM130 69V68H129ZM139 69V68H138ZM170 69V68H169ZM181 69V68H180ZM179 69V70H180ZM183 69V68H182ZM181 69V70H182ZM212 69V68H211ZM243 69H245V68H243ZM250 69H252V68H250ZM256 69V68H255ZM7 70V69H6ZM16 70V69H15ZM98 70V69H97ZM124 70V69H123ZM133 70V69H132ZM135 70H137V69H135ZM140 70V69H139ZM154 70V69H153ZM1 71V70H0ZM12 71V70H11ZM17 71V70H16ZM32 71V70H31ZM57 71V70H56ZM74 71V70H73ZM80 71H81V69H80ZM88 71V70H87ZM107 71V70H106ZM108 71H109V69H108ZM121 71V70H120ZM134 71V70H133ZM141 71V70H140ZM143 71V70H142ZM141 71V72H142ZM146 71V70H145ZM147 71H148V69H147ZM151 71H152V69H151ZM168 71V70H167ZM170 71V70H169ZM168 71V72H169ZM172 71V70H171ZM170 71V72H171ZM174 71H175V68H174ZM174 71H172L171 73H173ZM178 71V70H177ZM256 71V70H255ZM254 71V72H255ZM2 72V71H1ZM4 72V71H3ZM2 72V73H3ZM57 72H59V70L57 71ZM93 72V71H92ZM99 72V71H98ZM97 72V73H98ZM131 72V71H130ZM129 72V73H130ZM165 72V71H164ZM199 72V71H198ZM203 72V71H202ZM243 72V71H242ZM241 72V73H242ZM253 72V71H252ZM75 73H77V72H75ZM110 73V72H109ZM109 73H107V74H109ZM136 73V72H135ZM147 73V72H146ZM177 73V72H176ZM207 73V72H206ZM205 73V74H206ZM248 73V72H247ZM250 73V72H249ZM248 73V74H249ZM16 74V73H15ZM81 74V73H80ZM95 74V73H94ZM106 74V75H107ZM111 74V73H110ZM132 74H133V72H132ZM131 74V75H132ZM138 74V73H137ZM153 74H155V72L153 73ZM166 74V73H165ZM170 74V73H169ZM182 74V73H181ZM196 74V73H195ZM194 74V75H195ZM198 74V73H197ZM204 74V75H205ZM242 74H244V73H242ZM247 74V75H248ZM252 74V73H251ZM251 74H249V75H251ZM0 75H2V74H0ZM13 75V74H12ZM59 75V74H58ZM82 75V74H81ZM85 75V74H84ZM91 75V74H90ZM102 75V74H101ZM128 75V74H127ZM136 75V74H135ZM134 75V76H135ZM161 75V74H160ZM193 75V74H192ZM200 75V74H199ZM223 75L226 77V78H228L230 81L231 80H235V79H237V78H240L239 76H236L237 74H236V70L234 69V68H231V69H228V70H224V72H223ZM246 75V74H245ZM253 75H255V74H253ZM260 75V74H259ZM46 76V75H45ZM62 76V75H61ZM66 76V75H65ZM103 76V75H102ZM113 76V75H112ZM130 76V75H129ZM147 76H149V72H148V75ZM152 76V75H151ZM203 76V75H202ZM206 76V75H205ZM208 76H209V74H208ZM212 76H213V74H212ZM211 76V77H212ZM241 76V78H243L242 77V75H240ZM60 77V76H59ZM63 77V76H62ZM79 77V76H78ZM87 77V76H86ZM97 77V76H96ZM132 77H133V75H132ZM136 77H138V75H136ZM141 77H143V76H141ZM169 77V76H168ZM192 77V76H191ZM260 77V78H261ZM43 78V77H42ZM46 78V77H45ZM67 78V77H66ZM65 78V79H66ZM73 77H72V75H71V79H72ZM114 78V77H113ZM147 78V77H146ZM145 78V79H146ZM151 78V77H150ZM162 77H160V79H161ZM170 78V77H169ZM175 78V77H174ZM209 78V77H208ZM245 78V77H244ZM247 78V77H246ZM252 78H253V76H252ZM254 78H255V76H254ZM263 78V77H262ZM64 79V78H63ZM75 79V78H74ZM80 79H82L81 77H80ZM84 79V78H83ZM87 79V78H86ZM105 79H107V77L105 78ZM140 79V78H139ZM139 79H136V78H130V77H126L125 78V80L123 81V79H121L120 80V82H119V84H118V89H120V90H122V92L123 93H125V94H127V95H131V94H133V93H135L136 91H139L141 88H142V86H144V85H142L141 86V84L138 82V80ZM152 79V78H151ZM153 79H154V75H153ZM49 80H50V78H49ZM52 80H54V79H52ZM62 80V79H61ZM60 80V81H61ZM85 80V79H84ZM102 80V79H101ZM111 80V79H110ZM141 80H142V78H141ZM172 80V79H171ZM209 80V79H208ZM210 80H211V78H210ZM241 80V79H240ZM262 80H264V79H262ZM1 81V80H0ZM37 81V80H36ZM74 81V80H73ZM81 81V80H80ZM97 81V80H96ZM103 81V80H102ZM101 81V82H102ZM153 81V80H152ZM155 81V80H154ZM161 81H163V80H158L156 83L157 84H160V83H162ZM175 81H177V79H175ZM179 81V80H178ZM184 81V80H183ZM187 81V80H186ZM228 81V80H227ZM237 81H239V80H237ZM236 80H235V82H237ZM254 81V80H253ZM252 81V82H253ZM256 81V80H255ZM95 82V81H94ZM104 82V81H103ZM115 82V81H114ZM143 82V81H142ZM141 82V83H142ZM173 82V81H172ZM200 82H202V81H200ZM206 82V81H205ZM213 82V81H212ZM229 82V81H228ZM246 82H248V81H246ZM260 82V81H259ZM258 82V83H259ZM1 83V82H0ZM111 83V82H110ZM146 83H148V82H146ZM149 83H150V81H149ZM148 83V84H149ZM168 83H170V82H168ZM239 83H240V81H239ZM244 83V82H243ZM4 84V83H3ZM117 83H115V85H116ZM143 84V83H142ZM164 84V83H163ZM172 84H174V83H172ZM176 84H178V82L177 83H175V85ZM182 83H180V85H181ZM189 84V83H188ZM237 84V83H236ZM246 85H247V83H245ZM244 84V85H245ZM260 84V83H259ZM258 84V85H259ZM263 84H264V82H263ZM18 85V84H17ZM161 85V84H160ZM166 85V84H165ZM174 85V86H175ZM201 85H202V83H201ZM238 85V84H237ZM236 85V86H237ZM257 85V84H256ZM255 85V86H256ZM3 86V85H2ZM24 86V85H23ZM30 86V85H29ZM79 86V85H78ZM81 86V85H80ZM95 86V85H94ZM93 86V87H94ZM159 86V85H158ZM169 86V85H168ZM173 86V85H172ZM184 86H186V85H184ZM203 87H204V85H202ZM239 86V85H238ZM261 86V85H260ZM58 87V86H57ZM97 87V86H96ZM150 86H148L147 88H149ZM162 87H163V85H162ZM208 87V86H207ZM234 87V86H233ZM232 87V88H233ZM249 87V86H248ZM248 87H247V89H248ZM251 87V86H250ZM249 87V88H250ZM254 87V86H253ZM264 87V86H263ZM1 88V87H0ZM11 88V87H10ZM98 88V87H97ZM96 88V89H97ZM112 88V87H111ZM117 88V87H116ZM159 88V87H158ZM157 88V89H158ZM164 88V87H163ZM166 88V87H165ZM169 88V87H168ZM222 88V87H221ZM237 88V87H236ZM5 89V88H4ZM13 89V88H12ZM15 89V88H14ZM13 89V90H14ZM78 89H79V87H78ZM91 89V88H90ZM95 89V90H96ZM100 89V88H99ZM160 89V88H159ZM158 89V90H159ZM162 89V88H161ZM185 89V88H184ZM214 89V88H213ZM218 89H220V87L218 88ZM251 89V88H250ZM254 89V88H253ZM258 89V88H257ZM1 90V89H0ZM6 90H8V89H6ZM16 90H17V88H16ZM28 90V89H27ZM30 90V89H29ZM74 90V89H73ZM75 90H77V89H75ZM111 90V89H110ZM148 90V89H147ZM172 90V89H171ZM207 90H208V88H207ZM233 90H235V89H233ZM238 90V89H237ZM246 90V89H245ZM10 91V90H9ZM33 91V90H32ZM72 91V90H71ZM82 91V90H81ZM115 91V90H114ZM114 91H111V93L112 92H114ZM149 91V90H148ZM147 91V92H148ZM163 91V90H162ZM169 91V90H168ZM199 91L200 90H198V93H199ZM254 91V90H253ZM253 91H251L250 90V92L251 93H253ZM255 91H257L256 89H255ZM7 92V91H6ZM19 92V91H18ZM28 92V91H27ZM74 92V91H73ZM97 92V91H96ZM95 92V93H96ZM145 92V91H144ZM156 92V91H155ZM153 93L154 95L156 94V93ZM164 92V91H163ZM225 92V91H224ZM244 92V91H243ZM243 92H241V94L243 93ZM245 92H247V91H245ZM23 93V92H22ZM32 93H34V92H32ZM36 93V92H35ZM80 93V92H79ZM104 93V92H103ZM117 93V92H116ZM170 93V92H169ZM169 93H168V95H169ZM171 93H173V91L171 92ZM194 93V92H193ZM192 93V94H193ZM197 93V92H196ZM204 93H206V92H204ZM204 93H202V95H204ZM220 93H221V91H220ZM4 94V93H3ZM12 94V93H11ZM19 94V93H18ZM25 94H27V93H25ZM139 94V93H138ZM160 94V93H159ZM173 94H175V92L173 93ZM173 94H172V96H173ZM191 94V93H190ZM190 94H189V96H190ZM191 94V95H192ZM210 94V93H209ZM213 94V93H212ZM218 94V93H217ZM233 94H234V92H233ZM240 94V93H239ZM241 94H240V96H241ZM248 94V93H247ZM254 94V93H253ZM252 94V95H253ZM257 95H258V93H256ZM23 95V94H22ZM29 95V94H28ZM34 95V94H33ZM93 95V94H92ZM105 95V94H104ZM103 95V96H104ZM120 95V94H119ZM136 95H137V93H136ZM147 95V94H146ZM251 95V94H250ZM8 96V95H7ZM26 96V95H25ZM106 96H109V95H107L106 94ZM139 96H141L140 94H139ZM149 96V95H148ZM159 96V95H158ZM162 96V95H161ZM179 96V95H178ZM177 96V97H178ZM180 96H181V94H180ZM186 96V95H185ZM205 96V95H204ZM207 96H209V95H207ZM221 96H222V94H221ZM220 96V97H221ZM233 96V95H232ZM245 96V95H244ZM255 96V95H254ZM15 97V96H14ZM85 97H86V95H85ZM150 97V96H149ZM156 97V96H155ZM176 97V96H175ZM182 97V96H181ZM191 97V96H190ZM215 97V96H214ZM231 97V96H230ZM243 97V96H242ZM259 97H260V95H259ZM2 98V97H1ZM1 98H0V101H1ZM15 98H17V97H15ZM28 98H31V96L30 97H28ZM35 98V97H34ZM98 98V97H97ZM125 98V97H124ZM157 98V97H156ZM163 98V97H162ZM161 98V99H162ZM172 98V97H171ZM180 98V97H179ZM183 98V97H182ZM181 98V99H182ZM186 98V97H185ZM187 98H189V97H187ZM191 98H193V99H196V98H198V97H191ZM202 98V97H201ZM209 98H211V96H209ZM232 98V97H231ZM33 99V98H32ZM36 99V98H35ZM34 99V100H35ZM83 99H84V97H83ZM89 99V98H88ZM106 99H108V98H106ZM110 99H111V97H110ZM151 99V98H150ZM149 99V100H150ZM159 99V98H158ZM173 99H174V97H173ZM190 99V98H189ZM189 99H187V100H189ZM202 99H204V98H202ZM201 99V100H202ZM212 99V98H211ZM226 100L225 101H227V98H225ZM234 99H235V96H234ZM250 99V98H249ZM248 99V100H249ZM255 99V98H254ZM148 100V101H149ZM157 100V99H156ZM163 100H164V98H163ZM165 100H167L166 98H165ZM175 100V99H174ZM183 100V99H182ZM186 100V101H187ZM191 100V99H190ZM210 100V99H209ZM236 100V99H235ZM243 99H241V101H242ZM245 100L247 101V98H245ZM264 100V99H263ZM21 102H22V100H20ZM63 101V100H62ZM61 101V102H62ZM84 102H86V100H83ZM103 101V100H102ZM143 101V100H142ZM154 101H155V99H154ZM185 101V100H184ZM202 101H205V100H202ZM214 101V100H213ZM218 101H220V100H218ZM229 101H231V99L229 100ZM236 101H238V100H236ZM239 102V103H242V102ZM253 101V100H252ZM256 101V104H259V103H257V100H255ZM259 101V100H258ZM261 101V100H260ZM15 102H17V101H15ZM24 102H25V100H24ZM27 102V101H26ZM30 102V101H29ZM35 102H36V100H35ZM108 102H110V100L108 101ZM115 102V101H114ZM137 102V101H136ZM179 102V101H178ZM181 102V101H180ZM183 102V101H182ZM206 102V101H205ZM204 102V103H205ZM208 102V101H207ZM211 102V101H210ZM234 101H232V103H233ZM244 102V101H243ZM249 102V101H248ZM262 102V101H261ZM6 103H7V101H6ZM88 103V102H87ZM96 103V102H95ZM113 103V102H112ZM154 103V102H153ZM197 103V102H196ZM214 103V102H213ZM226 103V102H225ZM230 103V102H229ZM236 103V102H235ZM238 103V104H239ZM253 103V102H252ZM17 104V103H16ZM32 104V103H31ZM34 104V103H33ZM32 104V105H33ZM53 104V103H52ZM85 104V103H84ZM110 104V103H109ZM155 104V103H154ZM158 104V103H157ZM237 104V103H236ZM237 104V105H238ZM249 104V103H248ZM55 105V104H54ZM100 105V104H99ZM123 105V104H122ZM143 105V104H142ZM149 105V104H148ZM167 105H168V103H167ZM183 105H184V103H183ZM187 105V104H186ZM205 105V104H204ZM207 105V104H206ZM230 105V104H229ZM252 105V104H251ZM71 106V105H70ZM87 106V105H86ZM89 106V105H88ZM88 106H87V109L89 110V108H88ZM95 106H97V105H95ZM94 106V107H95ZM121 106V105H120ZM182 106V105H181ZM185 106V105H184ZM209 106V105H208ZM207 106V107H208ZM233 106V105H232ZM239 106V105H238ZM255 105H254V103H253V106H251V107H254ZM16 107V106H15ZM14 107V108H15ZM24 107H26V106H24ZM24 107H23V109H24ZM117 107V106H116ZM215 107V106H214ZM218 107V106H217ZM226 107V106H225ZM249 107V106H248ZM257 107V106H256ZM255 107V108H256ZM4 108V107H3ZM19 108H21V107H19ZM18 108V109H19ZM38 108V107H37ZM71 108V107H70ZM101 110H104V111H106V110H108V112L109 111H112L111 110V107L110 106H108V104L107 103H102L101 105H100V107H99ZM113 108V107H112ZM122 108V107H121ZM145 108H146V106L145 107H141L140 105L138 106L137 104L135 105V104H129L128 106H126V108L124 109V110H127V111H136V112H139V114H140V112H143L144 110H145ZM149 108V107H148ZM216 108V107H215ZM228 108H231V107H228ZM228 108H226V109H228ZM233 108V107H232ZM254 108V109H255ZM8 109H10V108H8ZM86 109V108H85ZM116 109V108H115ZM114 109V110H115ZM222 109V108H221ZM236 109V108H235ZM261 109V108H260ZM264 109V108H263ZM98 110V109H97ZM160 110V109H159ZM166 110H167V108H166ZM213 110V109H212ZM212 110H211V112H212ZM216 110V109H215ZM214 110V111H215ZM218 110H220V109H218ZM230 109H228V111H229ZM239 113L241 112L240 110H238V109H236ZM241 110H242V108H241ZM246 110V109H245ZM248 110V109H247ZM11 111H13V110H11ZM10 111V112H11ZM19 111V110H18ZM32 111V110H31ZM92 111V110H91ZM157 111V110H156ZM237 111H236V113H237ZM244 111V110H243ZM242 111V112H243ZM249 111V110H248ZM252 111V110H251ZM251 111H249V112H251ZM255 111V110H254ZM15 112H16V108H15ZM20 112H21V109H20ZM19 112V113H20ZM22 112H25V110L24 111H22ZM114 112V111H113ZM223 112V111H222ZM225 112V114H226V111H224ZM230 112V111H229ZM249 112H247V113H249ZM14 113V112H13ZM12 113V114H13ZM88 113H90V112H88ZM87 113V114H88ZM94 113H96V112H94ZM117 113H119L118 111H117ZM133 113V112H132ZM144 113V112H143ZM162 113V112H161ZM207 113V112H206ZM210 113V112H209ZM212 113H214V112H212ZM216 113V112H215ZM244 113H246V112H243V114ZM246 113V114H247ZM261 113V112H260ZM11 113H10V115H12ZM21 114V113H20ZM43 114V113H42ZM97 114V113H96ZM99 114H101V112L99 113ZM108 114V113H107ZM125 114H127V113H125ZM166 114V113H165ZM241 114V113H240ZM16 115V114H15ZM92 115V114H91ZM94 115V114H93ZM102 115V114H101ZM105 115V114H104ZM112 115V114H111ZM110 115V116H111ZM237 115V114H236ZM249 115V114H248ZM254 115V114H253ZM252 115V117H254ZM257 114H255V116H256ZM262 115H264V114H262ZM95 116V115H94ZM100 116V115H99ZM98 116V117H99ZM108 116V115H107ZM106 116V117H107ZM116 116V115H115ZM118 116V115H117ZM134 116V115H133ZM211 116V115H210ZM221 116H222V114H221ZM225 117H226V115H224ZM259 116V115H258ZM14 117V116H13ZM121 117V116H120ZM127 117H128V119L129 118H131L132 117V115H130L129 113H128V115H127ZM147 117V116H146ZM215 117V116H214ZM223 117V116H222ZM231 117V116H230ZM245 116H243V118H244ZM247 117V116H246ZM51 118V117H50ZM54 118V117H53ZM85 118H87V115H86V117ZM94 118V117H93ZM92 118V119H93ZM97 118V117H96ZM102 118V117H101ZM109 118V117H108ZM118 118V117H117ZM136 118V117H135ZM134 118V119H135ZM167 118H168V116H167ZM167 118H165V119H167ZM205 118V117H204ZM263 118H264V116H263ZM35 119V118H34ZM34 119H33V121H34ZM37 119V118H36ZM88 119H89V117H88ZM95 119V118H94ZM100 119V118H99ZM116 119V118H115ZM211 119V118H210ZM224 119V118H223ZM234 119V118H233ZM85 120V119H84ZM136 120V119H135ZM168 120V119H167ZM206 120V119H205ZM226 120V119H225ZM229 120V119H228ZM243 120V119H242ZM241 120V121H242ZM251 120V119H250ZM255 120H256V118H255ZM260 120H262V119H260ZM264 120V119H263ZM54 121V120H53ZM92 121V120H91ZM108 121V120H107ZM126 122H127V120H125ZM137 121V120H136ZM135 121V122H136ZM252 121V120H251ZM43 122V121H42ZM49 122V121H48ZM84 122V121H83ZM87 123H88V121H86ZM93 122V121H92ZM110 122V120L108 121V123ZM114 122V121H113ZM132 122H133V120H132ZM132 122H130L129 121V123H132ZM160 122V121H159ZM243 122V121H242ZM248 122V121H247ZM246 122V123H247ZM21 123V122H20ZM50 124L52 123L53 124V122H49ZM72 123V122H71ZM74 123V122H73ZM72 123V124H73ZM98 123V122H97ZM96 123V124H97ZM107 123V122H106ZM116 123V122H115ZM123 123V122H122ZM137 123V122H136ZM135 123V124H136ZM198 123V122H197ZM254 123V122H253ZM35 124V123H34ZM37 124V123H36ZM40 124H42V123H40ZM46 124V123H45ZM58 124V123H57ZM61 124H62V122H61ZM76 124V123H75ZM86 124V123H85ZM93 124V123H92ZM135 124H133V125H135ZM138 124V123H137ZM177 124V123H176ZM231 124V123H230ZM243 124V123H242ZM247 124H249V123H247ZM250 124H251V122H250ZM19 125V124H18ZM39 125V124H38ZM83 125H84V123H83ZM91 125V124H90ZM107 125V124H106ZM110 125V124H109ZM111 125H113L112 123H111ZM139 125H142V124H139ZM139 125H137L138 127H139ZM233 125V124H232ZM252 125V124H251ZM31 126V125H30ZM46 126H47V124H46ZM45 126V127H46ZM51 126H53V125H51ZM50 126V127H51ZM55 126H57L56 124H55ZM55 126H54V128H55ZM69 126V125H68ZM74 126V125H73ZM72 126V127H73ZM76 126V125H75ZM75 126H74V128H75ZM85 126V125H84ZM87 126L89 127V123L87 124ZM105 126V125H104ZM207 126V125H206ZM228 126V125H227ZM226 126V128L228 129V127ZM229 126H231V125H229ZM241 126V125H240ZM254 126V125H253ZM41 127H42V125H41ZM49 127V128H50ZM92 127H94V126H92ZM239 127V126H238ZM250 127V126H249ZM21 128V127H20ZM39 128V127H38ZM43 128V127H42ZM60 128V127H59ZM73 128V129H74ZM108 127L106 126V129H107ZM128 128V127H127ZM212 128V127H211ZM225 128V129H226ZM235 128V127H234ZM13 129V128H12ZM88 129V128H87ZM93 129V128H92ZM91 129V130H92ZM130 129V128H129ZM140 129V128H139ZM206 129V128H205ZM215 129V128H214ZM221 129V128H220ZM236 129V128H235ZM11 130V129H10ZM49 130V129H48ZM52 130V129H51ZM56 130V129H55ZM59 130H61V129H59ZM66 130V129H65ZM79 130H80V128H79ZM131 130H133V129H131ZM130 130V131H131ZM136 130V129H135ZM143 130V129H142ZM141 130V131H142ZM231 130H232V126H231ZM5 131V130H4ZM71 131V130H70ZM74 130H72V132H73ZM108 131V130H107ZM106 131V132H107ZM161 131V130H160ZM48 132V131H47ZM82 132V131H81ZM84 132V131H83ZM89 132H91L90 130H89ZM108 132H110V131H108ZM107 132V133H108ZM136 133L137 132H139L138 130L137 131H135ZM152 132V131H151ZM45 133V132H44ZM51 133V132H50ZM55 132H53V134H54ZM99 133V132H98ZM114 133H117L116 131L114 132ZM201 133V132H200ZM232 133H234V132H232ZM4 134V133H3ZM47 134V133H46ZM55 134H57V133H55ZM86 134H87V132H86ZM90 134V133H89ZM120 134V133H119ZM130 134H131V132H130ZM141 134V133H140ZM151 134V133H150ZM162 134V133H161ZM202 134V133H201ZM234 134H236V133H234ZM52 135V134H51ZM69 135V134H68ZM80 135V134H79ZM97 135V134H96ZM106 135V134H105ZM111 135H112V133H111ZM155 135V134H154ZM257 135V134H256ZM9 136V135H8ZM44 136V135H43ZM57 137H58V135H56ZM70 136V135H69ZM73 136V135H72ZM71 136V137H72ZM78 136V135H77ZM95 136V135H94ZM99 136V135H98ZM107 136V135H106ZM131 136V135H130ZM225 136V135H224ZM53 137H54V135H53ZM63 137V136H62ZM68 137V136H67ZM84 137V136H83ZM87 137V136H86ZM85 137V138H86ZM97 139H98V137L97 136H95ZM112 137V136H111ZM137 137H138V135H137ZM145 138H146V136H144ZM143 137V138H144ZM148 137V136H147ZM159 137H161V136H159ZM30 138V137H29ZM50 138V137H49ZM59 138V137H58ZM92 138V137H91ZM91 138H90V140H91ZM99 138H101V137H99ZM128 138L129 137H127V139L126 140H128ZM143 138H142V140H143ZM169 138V137H168ZM197 138V137H196ZM42 139H43V137H42ZM57 139V138H56ZM84 139V138H83ZM122 139H124V138H112V141L113 142H121V140ZM137 139V138H136ZM215 139H217V138H215ZM55 140V139H54ZM89 140V139H88ZM93 140V139H92ZM132 140H134V138H133V136H132ZM145 140V139H144ZM148 140V139H147ZM159 140V139H158ZM161 140V139H160ZM163 140H165L164 138H163ZM249 140V139H248ZM252 140V139H251ZM1 141V140H0ZM43 141V140H42ZM60 142H61V140H59ZM86 141V140H85ZM98 141H99V139H98ZM97 141V142H98ZM26 142V141H25ZM31 142V141H30ZM56 142V141H55ZM54 142V143H55ZM75 142H77V140L75 141ZM82 142H83V140H82ZM96 142V141H95ZM100 142V141H99ZM123 142V141H122ZM124 142H126L125 141V139H124ZM144 142V141H143ZM151 142V141H150ZM163 142V141H162ZM199 142H201L202 143V141L200 140ZM212 142V141H211ZM2 143V142H1ZM53 143V142H52ZM85 143V142H84ZM102 143V142H101ZM107 143V142H106ZM105 143V144H106ZM129 143V142H128ZM135 143V142H134ZM149 143V142H148ZM164 143V142H163ZM180 143V142H179ZM4 144V143H3ZM7 144V143H6ZM11 144V143H10ZM23 144V143H22ZM25 144V143H24ZM28 144V143H27ZM46 144V143H45ZM63 144V143H62ZM86 144V143H85ZM93 144V143H92ZM116 144V143H115ZM120 144V143H119ZM124 144V143H123ZM143 144H145V143H143ZM153 144V143H152ZM170 144V143H169ZM181 144V143H180ZM199 144V143H198ZM203 144V143H202ZM208 144H210V143H208ZM212 144V143H211ZM215 144V143H214ZM252 144V143H251ZM55 145V144H54ZM60 145H61V143H60ZM59 145V146H60ZM80 145H83V144H80ZM87 145V144H86ZM99 145V144H98ZM101 145V144H100ZM107 145V144H106ZM105 145V146H106ZM150 145V144H149ZM184 145V144H183ZM201 145V144H200ZM217 145V144H216ZM2 146H4V145H2ZM12 146V145H11ZM11 146H9V147H11ZM32 146V145H31ZM49 146H51L50 145V143H49ZM97 146V145H96ZM104 146V147H105ZM125 146V145H124ZM164 146V145H163ZM180 146V145H179ZM202 146V145H201ZM211 146V145H210ZM214 146V145H213ZM213 146H211V147H213ZM254 146V145H253ZM22 147V146H21ZM38 147V146H37ZM70 147V146H69ZM83 148H84V146H82ZM88 147V146H87ZM109 147H111V146H109ZM113 147V146H112ZM131 147H133V146H131ZM150 147V146H149ZM152 147H153V145H152ZM162 147V146H161ZM166 147V146H165ZM197 147V146H196ZM217 147V146H216ZM12 148H13V146H12ZM15 148V147H14ZM13 148V149H14ZM25 148V147H24ZM45 148V147H44ZM44 148H42V150H44ZM65 148H67V147H65ZM75 148V147H74ZM86 148V147H85ZM91 148V147H90ZM108 148V147H107ZM116 148V147H115ZM119 148V147H118ZM151 148V147H150ZM195 148V147H194ZM215 148V147H214ZM218 148V147H217ZM2 149H3V147H2ZM41 149V148H40ZM39 149V151H41ZM48 149V148H47ZM99 149V148H98ZM101 149H103V148H101ZM114 149V148H113ZM131 150H132V148H130ZM164 149V148H163ZM166 149V148H165ZM164 149V150H165ZM167 149H168V147H167ZM174 149V148H173ZM197 149V148H196ZM201 149H202V147H201ZM200 149V150H201ZM207 149V148H206ZM231 149H232V147H231ZM252 149V148H251ZM51 150V149H50ZM50 150H48V151H50ZM66 150V149H65ZM64 149H63V151H65ZM68 151H69V149H67ZM66 150V151H67ZM71 150V149H70ZM73 150V149H72ZM82 150V149H81ZM106 150V149H105ZM128 150H129V148H128ZM179 150V149H178ZM183 150V149H182ZM211 150V149H210ZM216 150V149H215ZM18 151V150H17ZM19 151H20V149H19ZM53 151H54V149H53ZM53 151L51 150V152L53 153ZM95 151V150H94ZM115 151V150H114ZM127 151V150H126ZM161 151V150H160ZM180 151V150H179ZM213 151V150H212ZM232 151V150H231ZM33 152V151H32ZM78 152V151H77ZM83 152V151H82ZM89 152V151H88ZM91 152V151H90ZM110 152V151H109ZM113 152V151H112ZM111 152V153H112ZM128 152V151H127ZM153 152V151H152ZM151 152V150L148 148H136L134 151H132V152H129V153H127V154H125V157H124V169L122 170L123 171V175H122V187H123V190H124V205L123 206H125V205H128L132 200L131 199H133V195H134V192L135 191H137L139 188H143L144 186L146 187L147 185L149 186V185H151L152 187H151V189H152V191H151V193L149 192V191H147V192H149L150 194V196L149 197H147V198H145V197H143V198H145V205H147L148 207H156L155 206V197H159L160 195H161V192H156L155 193V181L157 182L158 181V178H159V176H160V174H161V172H162V170L165 168V165L163 164V163H158L157 161H156V159H155V156L153 155V153ZM166 152V151H165ZM175 151H173L172 153H174ZM177 152V151H176ZM187 152V151H186ZM198 152V151H197ZM216 152V151H215ZM13 153V152H12ZM16 153V152H15ZM26 153V152H25ZM50 153V152H49ZM48 153V154H49ZM55 153V152H54ZM53 153V154H54ZM95 153H97L96 151H95ZM99 153V152H98ZM101 153H103V152H101ZM170 153V152H169ZM209 153V152H208ZM213 153V152H212ZM225 153V152H224ZM255 153V152H254ZM8 154V153H7ZM22 154V153H21ZM41 154V153H40ZM39 154V155H40ZM57 154V153H56ZM71 154V153H70ZM69 154V155H70ZM79 154H80V152H79ZM107 154H109L108 152H107ZM113 154V153H112ZM176 154V156H177V153H175ZM211 154V153H210ZM210 154H209V156H210ZM227 154V153H226ZM42 155V154H41ZM44 155V154H43ZM58 155V154H57ZM83 155V154H82ZM86 155V154H85ZM94 155V154H93ZM102 155V154H101ZM110 155V154H109ZM167 155H169V154H167ZM172 155V154H171ZM213 155V154H212ZM212 155H211V157H212ZM219 155V154H218ZM23 156V155H22ZM25 156V155H24ZM38 156V155H37ZM50 156V155H49ZM54 156V155H53ZM70 156H72V155H70ZM74 156V155H73ZM72 156V157H73ZM77 156H79V155H77ZM98 155H94V159L92 160V163L87 167V174L88 175H91V174H94L95 172H96V169H95V167L98 165V163H99V161H98V159L96 158ZM107 156V155H106ZM105 156V157H106ZM118 156V155H117ZM119 156H120V154H119ZM208 156V157H209ZM224 156V155H223ZM253 156V155H252ZM51 157V156H50ZM71 157V158H72ZM82 157V156H81ZM105 157H104V159H105ZM108 157V156H107ZM121 157H122V155H121ZM164 157V156H163ZM173 157V156H172ZM193 157V156H192ZM195 157H197V156H195ZM206 157V156H205ZM221 157V156H220ZM19 158V157H18ZM27 158V157H26ZM51 158H53V157H51ZM54 158H56L55 156H54ZM75 158V157H74ZM78 158V157H77ZM79 158H80V156H79ZM78 158V159H79ZM87 158V157H86ZM102 157H100V159H101ZM188 158H189V156H188ZM207 158V157H206ZM213 158H214V156H213ZM217 159H218V157H216ZM226 158H227V156H226ZM225 158V159H226ZM56 159H58L59 160V157L58 158H56ZM84 159H85V157H84ZM83 159V160H84ZM99 159V160H100ZM108 158H106V160H107ZM119 159V158H118ZM160 159H161V157H160ZM191 159V158H190ZM200 159H202L201 157H200ZM215 159V158H214ZM216 159V160H217ZM231 159V158H230ZM1 160H2V157H1ZM49 160H50V158H49ZM57 160V161H58ZM60 160H62V159H60ZM109 160V159H108ZM115 160V159H114ZM171 160V159H170ZM203 160V159H202ZM202 160H200V163L202 164ZM208 160V159H207ZM215 160V161H216ZM4 161V160H3ZM39 161V160H38ZM42 162H44L43 160H41ZM52 161V160H51ZM50 161V162H51ZM79 161V160H78ZM89 162H90V159L88 160ZM104 161V160H103ZM102 161V162H103ZM112 161V160H111ZM120 161H123V160H120ZM166 161V160H165ZM217 161H219V160H217ZM225 161V160H224ZM24 162H25V160H24ZM30 162V161H29ZM35 162V161H34ZM54 162V161H53ZM59 162V161H58ZM73 162V161H72ZM76 162V161H75ZM100 162H101V160H100ZM101 162V163H102ZM172 162V161H171ZM33 163V162H32ZM60 163V162H59ZM88 163V162H87ZM107 163H109V161L107 162ZM188 163V162H187ZM208 163V162H207ZM229 163V162H228ZM34 164V163H33ZM38 164H40V163H38ZM64 164V163H63ZM68 164V163H67ZM104 164V163H103ZM234 164V163H233ZM10 165V164H9ZM35 165V164H34ZM56 165H58V164H56ZM60 165V164H59ZM171 165H173V164H171ZM170 165V166H171ZM196 165H198V164H195V162H194V167L196 166ZM232 164H230V166H231ZM26 166V165H25ZM64 166V165H63ZM63 166H61V167H63ZM73 166V165H72ZM106 166V165H105ZM111 166V165H110ZM218 166V165H217ZM224 165H222L221 167H223ZM1 167V169L3 168V166H0ZM11 167H12V165H11ZM19 167V166H18ZM55 167H57V166H55ZM74 167V166H73ZM103 167V166H102ZM108 167V166H107ZM113 167V166H112ZM173 167V166H172ZM188 167V166H187ZM229 167V166H228ZM69 168V167H68ZM86 168V167H85ZM226 168V167H225ZM250 168H251V166H250ZM21 169V168H20ZM81 169V168H80ZM82 169H83V166H82ZM108 169V168H107ZM110 169V168H109ZM114 169H116V168H114ZM113 169V170H114ZM205 169H206V167H205ZM231 169V168H230ZM75 170V169H74ZM85 170V169H84ZM83 170V171H84ZM202 170H204V169H202ZM202 170H200V171H202ZM232 170V169H231ZM234 170V169H233ZM232 170V171H233ZM35 171V170H34ZM73 171V170H72ZM229 171V170H228ZM256 171V170H255ZM1 172H2V170H1ZM5 172V171H4ZM56 172V174H57V177H59V179L61 180H65L64 182H63V187H62V189L60 188V190H58L57 192H54V193H52L51 191V189H52V187H50L51 189H49V188H47V186H45L46 188H44V189H42V190H40L39 191V195L42 197V199L43 200H40L41 202L42 201H46L45 203H49L50 201H51V203L53 202H55L56 200L57 201H63V200H65V196H67L68 195V201L69 202H71V200H70V195H69V193H70V191L72 190V188H73V186H72V182L71 183H69V175H68V172H67V170H66V168H62V169H59V170H56L55 171ZM81 172V171H80ZM112 172V171H111ZM115 172H116V170H115ZM203 172V171H202ZM235 172V171H234ZM237 172V171H236ZM248 172V171H247ZM15 173H17V172H15ZM72 173V172H71ZM74 173V172H73ZM84 173V172H83ZM100 173V172H99ZM114 173V172H113ZM121 173V172H120ZM205 173V172H204ZM243 173H244V171H243ZM5 174V173H4ZM112 174V173H111ZM202 174V173H201ZM216 174V173H215ZM238 174V173H237ZM241 174V173H240ZM6 175H7V173H6ZM14 175L15 174H12V176H13V178H14ZM31 175V174H30ZM72 175V174H71ZM86 175V174H85ZM84 174H83V176H85ZM109 175V174H108ZM116 175V174H115ZM163 175V174H162ZM4 176V175H3ZM77 176V175H76ZM105 176V175H104ZM239 176V175H238ZM55 177V176H54ZM86 177V176H85ZM89 177V176H88ZM121 177V176H120ZM194 177V176H193ZM197 177V176H196ZM195 177V178H196ZM2 178V177H1ZM0 178V179H1ZM3 178H5V177H3ZM76 178H78V177H76ZM80 178H83V177H81L80 176ZM105 178H106V176H105ZM104 178V179H105ZM192 178V177H191ZM6 179V178H5ZM10 179V178H9ZM51 179H53V178H51ZM70 179H72V177L70 178ZM194 179V178H193ZM234 179V178H233ZM42 180V179H41ZM53 180H55L56 181V179H53ZM52 180V181H53ZM59 180V181H60ZM165 180H166V178H165ZM169 181H170V179H168ZM246 180V179H245ZM44 181V180H43ZM47 180H45V182H46ZM51 181V180H50ZM55 181H53V182H55ZM76 181V180H75ZM84 181V180H83ZM100 181H102V180H100ZM110 182H111V180H109ZM116 181V180H115ZM115 181H113V182H115ZM2 182H4V180L2 181ZM87 182V181H86ZM110 182H108V184H110ZM117 182V181H116ZM38 183V182H37ZM36 183V184H37ZM43 183V182H42ZM47 183H49V181H47ZM61 184H62V182H60ZM91 183V182H90ZM167 183V182H166ZM172 183V182H171ZM1 184V183H0ZM77 184H79V183H77ZM4 184H2V186H3ZM40 185V184H39ZM79 185H81V184H79ZM165 185V184H164ZM43 186V185H42ZM43 186V187H44ZM108 186V185H107ZM117 186V185H116ZM169 186V185H168ZM37 187V186H36ZM39 187V186H38ZM54 187V186H53ZM58 187V186H57ZM78 187H81V186H78ZM113 187H115V184H114V186ZM224 187V186H223ZM4 188H6V187H3V189ZM35 188V187H34ZM74 188H76V187H74ZM121 188V187H120ZM172 188V187H171ZM33 189V188H32ZM79 189V188H78ZM109 190L111 189V188H108ZM107 189V190H108ZM166 189V188H165ZM164 189V190H165ZM97 190V189H96ZM103 190H104V188H103ZM113 190V189H112ZM141 190V189H140ZM222 190V189H221ZM227 190H228V188H227ZM5 191V190H4ZM76 191H78V190H76ZM21 192V191H20ZM24 192H26L27 193V191H24ZM87 192V191H86ZM92 192V191H91ZM100 192V191H99ZM108 192V191H107ZM106 192V193H107ZM122 191H120V193H121ZM140 192V191H139ZM144 192V191H143ZM1 193V192H0ZM33 193H35V192H33ZM118 193V192H117ZM123 193V192H122ZM173 193V192H172ZM171 193V194H172ZM2 194V193H1ZM0 194V195H1ZM23 194V193H22ZM81 194V193H80ZM89 194V193H88ZM105 194V193H104ZM165 194V193H164ZM208 194V193H207ZM246 194V193H245ZM15 195H17V194H15ZM27 195V194H26ZM74 195H75V193H74ZM107 195V194H106ZM116 195V194H115ZM136 195H137V193H136ZM200 195V194H199ZM2 196V195H1ZM73 196V195H72ZM82 196V195H81ZM90 196V195H89ZM101 196V195H100ZM117 196V195H116ZM138 196V195H137ZM137 196H135V197H137ZM145 196V195H144ZM162 196V195H161ZM164 196V195H163ZM17 197V196H16ZM31 197H32V194H31ZM121 197V196H120ZM120 197H118V198H120ZM139 197H141V196H139ZM173 197V196H172ZM204 197V196H203ZM19 198V197H18ZM34 198H36V197H34ZM73 198V197H72ZM116 198V197H115ZM117 198V199H118ZM165 198V197H164ZM5 198H3L2 200H4ZM31 199V198H30ZM45 199V200H44ZM74 199V198H73ZM76 199H77V197H76ZM83 199V198H82ZM141 199H142V197H141ZM192 199V198H191ZM200 199V198H199ZM1 200V199H0ZM1 200V201H2ZM79 200H80V198H79ZM135 200V199H134ZM142 200H144V199H142ZM157 200H158V198H157ZM233 200V199H232ZM9 201V200H8ZM74 201V200H73ZM116 201V200H115ZM138 201V200H137ZM159 201V200H158ZM157 201V202H158ZM166 201V200H165ZM164 201V202H165ZM168 201V200H167ZM192 201V200H191ZM94 202L95 203H99L100 201H99V199L97 198V197H95V199H94ZM119 202H120V200H119ZM141 202V201H140ZM189 202H190V200H189ZM194 202V201H193ZM195 202H196V200H195ZM226 202V201H225ZM57 203V202H56ZM55 203V204H56ZM73 203V202H72ZM134 203V202H133ZM161 203V202H160ZM250 203V202H249ZM1 204V203H0ZM6 204V203H5ZM62 205H63V203H61ZM66 204V203H65ZM76 204V203H75ZM75 204H73V205H75ZM82 204V203H81ZM120 204V203H119ZM121 204H122V201H121ZM159 204V203H158ZM167 204V203H166ZM3 205V204H2ZM50 205V204H49ZM53 205V204H52ZM51 205V206H52ZM1 206V205H0ZM6 206V205H5ZM32 206H34L35 207V205H33L32 204ZM39 206H40V204H39ZM47 206H48V204H47ZM50 206V207H51ZM66 207H67V205H65ZM64 206V207H65ZM103 206V205H102ZM9 207H10V205H9ZM8 207V208H9ZM77 207V206H76ZM83 207L84 206H82V208L81 209H83ZM121 207V206H120ZM128 207H129V205H128ZM142 207V206H141ZM174 207H176V206H174ZM0 208H3V207H0ZM11 208V207H10ZM9 208V209H10ZM33 208V207H32ZM38 208V207H37ZM40 208V207H39ZM53 208V207H52ZM59 208V207H58ZM61 208H62V206H61ZM71 208H72V205H71ZM85 208V207H84ZM113 208H114V206H113ZM117 208V207H116ZM123 208V207H122ZM126 208V207H125ZM237 208V207H236ZM255 208V207H254ZM5 209H7V208H5ZM74 209V208H73ZM73 209H71V210H73ZM80 209V210H81ZM102 209V208H101ZM106 209V208H105ZM159 208H157V210H158ZM161 210H162V208H160ZM166 209V208H165ZM176 209H178V208H176ZM219 209V208H218ZM29 211H30V209H28ZM64 210V209H63ZM84 210V209H83ZM83 210H81V211H83ZM113 210V212L115 211L114 209H112ZM118 210H120V209H118ZM124 210V209H123ZM143 210H145L144 208H143ZM156 210V209H155ZM160 210V211H161ZM1 211V210H0ZM29 211H27V212H29ZM33 211V210H32ZM43 211H44V209H43ZM90 211V210H89ZM104 211V210H103ZM126 211V210H125ZM138 211V210H137ZM173 211V210H172ZM179 211V210H178ZM186 211V210H185ZM189 211V210H188ZM202 211V210H201ZM2 212V211H1ZM11 212V211H10ZM13 212H14V210H13ZM21 212H22V210H21ZM57 212H59V211H57ZM79 212V211H78ZM134 212V211H133ZM163 212H165V211H163ZM177 212V211H176ZM182 212V211H181ZM227 212V211H226ZM36 213L37 212H35V216H37L38 215V213H37V215H36ZM54 213V212H53ZM60 213V212H59ZM83 213V212H82ZM123 213H124V211H123ZM160 213V212H159ZM167 213V212H166ZM184 213H186V212H184ZM0 214H2V213H0ZM22 214V213H21ZM40 214V213H39ZM45 214V213H44ZM52 214V213H51ZM65 214V213H64ZM88 214V213H87ZM157 214V213H156ZM162 214V213H161ZM163 214H165V213H163ZM26 215H29V214H26ZM31 215H32V213H31ZM57 215H58V213H57ZM56 215V216H57ZM77 210H73V213L72 214H67V226H71V224H73V223H75L74 224V228H75V230H74V234L76 235V236H79V238H81V243H82V245H83V251H80V253H81V256H82V253H83V255H84V264H100L101 262H102V257H101V255L98 253V247H99V251H102V248L104 247V244H107V243H110L111 245H113V247L115 248V246L117 247V243H116V241H114V238H113V236L112 237H108V233L109 232H112V235L114 234V235H119V238H120V245L127 251V250H131V249H133L134 251L132 252V253H134L133 254V257L134 258H136L135 260H134V262H141L142 263V261H146L148 264H150V263H156L155 262V257H157V256H155V254L152 252V253H150L148 250H150L149 248L150 247H152V243H154V237L152 236V235H154L155 234V231L156 230H158L157 228H159V229H161V230H164L168 235H171L172 234V229H171V227L169 226V222H167L168 223V225L166 224V225H164V224H162V223H160L159 221H158V223H156L155 222V213H153V211H144V212H142V211H138V212H135V213H132L131 212V210L130 209H128L127 210V214H125L124 213V217H122L123 216V214H122V216H121V219H117L116 217H115V219H109V218H105L104 217V220H103V223H106V221L108 220L109 222H110V224L109 225H104V227H103V224H102V220L100 221L99 219H96V218H94V217H92V219H91V221L90 222H88L89 224L88 225H86V224H81V225H78L77 224V221H79L78 219H77ZM101 215V214H100ZM119 215V214H118ZM158 215V214H157ZM174 215H175V213H174ZM63 216V215H62ZM110 216V215H109ZM114 216V215H113ZM164 216H166V215H164ZM184 216V215H183ZM216 216V215H215ZM232 216V215H231ZM230 216V217H231ZM249 216V215H248ZM63 217H66V215L65 216H63ZM160 217H161V215H160ZM168 217H169V215H168ZM179 217V216H178ZM256 217V216H255ZM13 218V217H12ZM45 218H47V217H45ZM78 218H80L79 216H78ZM176 218V217H175ZM187 218V217H186ZM22 219V218H21ZM59 219V218H58ZM66 219V218H65ZM82 219V218H81ZM80 219V220H81ZM107 219V220H106ZM196 219V218H195ZM158 220V219H157ZM176 220V219H175ZM187 220H189V219H187ZM2 221H4L3 219H2ZM9 221H10V218H9ZM12 221V220H11ZM54 221V220H53ZM82 221V220H81ZM163 221V220H162ZM167 221V220H166ZM64 222V221H63ZM164 222V221H163ZM187 222V221H186ZM12 223V222H11ZM22 223V222H21ZM57 223V222H56ZM60 223V222H59ZM165 223V222H164ZM48 224V223H47ZM66 224V223H65ZM171 224V223H170ZM183 224V223H182ZM193 224V223H192ZM39 225V224H38ZM44 225V224H43ZM58 225V224H57ZM56 225V226H57ZM173 225V224H172ZM171 225V226H172ZM184 225V224H183ZM187 225V224H186ZM196 225V224H195ZM204 225V224H203ZM52 226V225H51ZM54 226V225H53ZM252 226V225H251ZM18 227H19V225H18ZM22 227V226H21ZM21 227H19V228H21ZM34 227V226H33ZM173 227V226H172ZM191 227H192V225H191ZM200 227V226H199ZM55 228V227H54ZM58 228V227H57ZM72 228V227H71ZM187 228V227H186ZM204 228V227H203ZM209 228V227H208ZM28 229V228H27ZM30 229V228H29ZM39 229V228H38ZM43 229V228H42ZM51 229H52V227H51ZM174 229V228H173ZM36 230V229H35ZM40 230V229H39ZM57 230V229H56ZM184 230V229H183ZM198 230V229H197ZM9 231L11 232V229H9ZM17 231V230H16ZM20 231V230H19ZM25 231V230H24ZM44 231H45V229H44ZM53 231L55 232V230L53 229ZM59 231V230H58ZM212 231V230H211ZM250 231V230H249ZM7 232V231H6ZM50 232H51V230H50ZM70 232V231H69ZM164 232V233H165ZM177 232V231H176ZM198 232V231H197ZM196 232V233H197ZM202 232V231H201ZM0 233H2V232H0ZM21 233H22V231H21ZM28 233V232H27ZM30 233V232H29ZM36 233H37V231H36ZM39 233V232H38ZM44 233V232H43ZM59 233V232H58ZM68 233V232H67ZM159 233V232H158ZM195 233V234H196ZM203 233H205V231H203ZM206 233H208V232H206ZM211 233H213V231L211 232ZM228 233V232H227ZM3 234V233H2ZM7 234H9V233H7ZM7 234H4V235H7ZM19 234V233H18ZM55 234H57V232L55 233ZM60 234H62L63 235V233H60ZM65 234V233H64ZM174 234V233H173ZM3 235V236H4ZM11 235V234H10ZM40 235H42V234H40ZM72 235V234H71ZM110 235V234H109ZM202 235V234H201ZM20 236V235H19ZM22 236V235H21ZM27 236V235H26ZM38 236V235H37ZM36 236V238H38ZM52 236V235H51ZM53 236H54V234H53ZM59 236H61V235H59ZM63 236H65V235H63ZM167 236V235H166ZM206 236V235H205ZM12 237V236H11ZM66 237V236H65ZM73 237H75V236H73ZM73 237L71 236V238L73 239ZM176 237V236H175ZM7 238V237H6ZM10 238V237H9ZM22 238V237H21ZM23 238H24V235H23ZM50 238V237H49ZM67 238V237H66ZM202 238V237H201ZM1 239V238H0ZM53 239V238H52ZM58 239V238H57ZM56 239V240H57ZM75 240H76V238H74ZM73 239V240H74ZM184 239V238H183ZM183 239L182 238H175L174 239V244L179 248V249H182L183 251H186L187 249H188V245H187V243L185 242V240L183 241ZM4 240V239H3ZM8 240V242H9V239H7ZM19 240V239H18ZM21 240H23V239H21ZM24 240H25V238H24ZM33 239H31V241H32ZM55 240V239H54ZM53 240V241H54ZM59 240V239H58ZM61 240V239H60ZM78 240V239H77ZM80 240V239H79ZM188 240V239H187ZM186 240V241H187ZM203 240V239H202ZM2 241V240H1ZM0 241V242H1ZM46 241V240H45ZM49 241V240H48ZM64 241V240H63ZM68 241V240H67ZM67 241H65V242H67ZM171 241V240H170ZM5 242V241H4ZM18 242V241H17ZM41 242V241H40ZM39 242V243H40ZM43 242V241H42ZM60 242V241H59ZM58 242V243H59ZM70 242H72V241H69V243ZM79 242V241H78ZM77 242V243H78ZM13 243V242H12ZM30 243V242H29ZM33 244L34 243H36V242H32ZM32 243H31V245H32ZM47 243V242H46ZM51 243V242H50ZM61 243V242H60ZM64 243V242H63ZM4 244V243H3ZM25 244V243H24ZM71 244V243H70ZM76 244V243H75ZM12 245H14V244H12ZM38 245H40V244H38ZM42 245H43V243H42ZM50 245V244H49ZM56 245H58V244H56ZM196 245H197V243H196ZM4 246V245H3ZM7 246V245H6ZM41 246V245H40ZM46 246V245H45ZM54 246V245H53ZM59 246V245H58ZM57 246V247H58ZM5 247V246H4ZM41 247H43V246H41ZM40 247V248H41ZM47 247V246H46ZM52 247V246H51ZM50 247V248H51ZM55 247V246H54ZM56 247V248H57ZM60 247V246H59ZM59 247H58V249H59ZM110 247V246H109ZM9 248H11V247H9ZM16 248V247H15ZM29 248V247H28ZM49 248V249H50ZM55 248V249H56ZM65 248V247H64ZM63 248V249H64ZM193 248V247H192ZM211 248V247H210ZM48 249V250H49ZM54 249V250H55ZM61 249H62V246H61ZM69 249H71L72 250V252H76V254H77V251H76V247H74L73 245H71V248H70V245H69ZM109 249V248H108ZM111 249V248H110ZM200 249V248H199ZM9 250H11V249H9ZM15 250V249H14ZM32 250V249H31ZM70 250V251H71ZM192 250V249H191ZM0 251H1V249H0ZM13 251V250H12ZM26 251V250H25ZM36 251H37V249H36ZM39 251V250H38ZM113 251V250H112ZM163 251V250H162ZM2 252V251H1ZM14 252V251H13ZM51 252H53V249H51ZM66 252V251H65ZM79 252V251H78ZM122 252H124L123 251V249H122ZM5 253V252H4ZM18 253H19V251H18ZM50 253V252H49ZM55 253V252H54ZM79 253V254H80ZM119 253H121V252H119ZM125 253H128V252H125ZM9 254V253H8ZM21 254V253H20ZM51 254V253H50ZM68 254V253H67ZM73 254V253H72ZM124 254V253H123ZM16 255V254H15ZM18 255V254H17ZM27 255V254H26ZM33 255V254H32ZM39 255V254H38ZM46 255V254H45ZM69 255V254H68ZM78 255V254H77ZM103 255V254H102ZM109 255V254H108ZM120 255V254H119ZM128 255V254H127ZM132 255V254H131ZM28 256V255H27ZM52 256V255H51ZM70 256V255H69ZM74 256V255H73ZM72 256V257H73ZM81 256H80V258H81ZM110 256V255H109ZM113 257H115V255H112ZM167 256V255H166ZM9 257V256H8ZM19 257V256H18ZM49 257V256H48ZM48 257H47V259H48ZM53 257H54V254H53ZM75 257V256H74ZM122 257V256H121ZM258 257V256H257ZM40 258V257H39ZM50 258V257H49ZM105 259H108V257L107 256H105L104 257ZM171 258V257H170ZM6 259V258H5ZM4 259V260H5ZM12 259H13V257H12ZM17 259V258H16ZM19 259V258H18ZM51 259V258H50ZM57 259V258H56ZM75 259H77L76 257H75ZM79 259V258H78ZM77 259V260H78ZM112 259V258H111ZM114 259V258H113ZM161 259V258H160ZM40 260V259H39ZM38 260V261H39ZM52 260H53V258H52ZM55 260V259H54ZM67 260H68V258H67ZM66 260V261H67ZM127 260H128V257H127ZM157 260V259H156ZM166 260V259H165ZM12 261V260H11ZM11 261L10 262H8V264H10L11 263ZM16 261V260H15ZM27 261V260H26ZM56 261V260H55ZM65 261V262H66ZM69 261V260H68ZM116 261V260H115ZM160 261V260H159ZM159 261L157 262V263H159ZM173 261V260H172ZM18 262V261H17ZM70 262V261H69ZM77 262V261H76ZM113 262V261H112ZM121 262V261H120ZM128 262V261H127ZM22 263H24V262H22ZM21 263V264H22ZM40 263V262H39ZM42 263V262H41ZM52 263V262H51ZM55 263V262H54ZM79 263V262H78ZM82 263V262H81ZM107 263H109L108 261H107ZM119 263V262H118ZM124 263V262H123ZM132 263V262H131ZM167 263V262H166ZM172 263V262H171ZM197 263V262H196ZM28 264V263H27ZM44 264V263H43ZM69 264V263H68ZM74 264V263H73ZM115 264H117V263H115ZM125 264V263H124ZM200 264V263H199ZM202 264V263H201Z\"/></svg>",
    "mask_w": 264,
    "mask_h": 264
}]
</instances>
